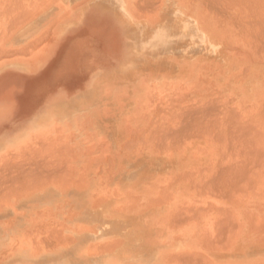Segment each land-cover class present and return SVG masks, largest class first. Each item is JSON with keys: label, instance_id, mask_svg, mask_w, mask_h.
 I'll return each mask as SVG.
<instances>
[{"label": "rangeland", "instance_id": "obj_1", "mask_svg": "<svg viewBox=\"0 0 264 264\" xmlns=\"http://www.w3.org/2000/svg\"><path fill=\"white\" fill-rule=\"evenodd\" d=\"M0 1H1L0 4L3 3L2 6H0V25H1L0 26V32H1L0 33L1 34L0 35V38H1L0 39V95H26V96H32V97H39V98H41V100L39 102H36L35 104H44L45 103L47 105H49V103L51 102L50 99H53V98H67L68 99L70 97H74L75 95H80L82 98H87V97L93 98L92 104L94 105L93 106L94 110L97 107L99 108V106H101V104L103 106V107L101 106V108H100V111H99L100 114H101V111L104 110L105 108H108V109L111 108L110 110H112V112L116 115V118L114 119V122H111L112 127L115 129V130L112 131L113 132L112 134L115 137L119 138L122 141L123 144L129 143L128 145L131 148V149H129V153L122 152V153H120L119 157L114 158L113 155H109L106 152L102 151L101 147H97V146L94 147L93 146L94 142L90 141L88 139L87 135L82 136L79 140L78 139L74 140L72 143H67V142H65V140L64 141L63 140H58L59 136L57 134L53 133L52 135H50V137L46 138V140H37L35 142H32L31 145H28L19 154H11V155L5 156V157L1 156L0 157V164L2 165V163H3V165L2 166L0 165V171H1L0 173L2 174L3 173L2 171H4V170H6V171H4V174H2L3 176L0 175V201L2 200L0 202V204H1L0 205V241L1 240L5 241L6 242V247H5V249L0 250V264H51L52 263L51 260L53 258H55V256L53 258L49 259V256L44 257V256L41 255L40 257H37V253H41L42 249L46 248V246H48V243L50 242L51 239L53 241H55L56 240L55 238H57L56 236L60 237V235L66 237L67 234H70L72 236V238H74L76 241L77 240L78 241H82L83 242L82 244L87 249H94V248H96L98 246L108 244L112 240L114 241V239L112 237L104 234V233H106L105 229L110 230L111 227L113 226V222L114 221H112L110 219V222L107 223V222H104L103 220L105 219V217H111L112 214L114 212H116V211H122V210H129L130 211L131 209L129 208V206H127L128 204L130 205L131 208H133L136 205V207H134L132 210L135 209V210H141V211H142V209L145 208V205L148 204V206H146V208L144 209V210H148V211L144 212L145 216H137V217L135 216L136 218L133 217V218H135L134 222H133V220L128 221V223H127L128 226L127 227L134 228L135 230H138V229L141 230L142 231V235L145 236V237L150 238V236H151V237H154V238L156 237L160 241H163V242L166 241V244H165L164 248H160L161 249V251H160L161 253L159 254L160 256L163 255V254H165L166 256L169 255V254L171 255L174 252H176V254H177L180 251L181 252L189 251V253H190L191 251L193 252V250H195V251L197 250L199 252L201 251L203 253V255H207V258L205 259V263H203V264H206V260L208 258H209L208 260L211 259L212 262H213V259H215L216 260V264H228V262L222 261L221 259H217V258L213 257L212 253L210 254V252H207L208 251V249H207L208 246L204 242V240H203L204 238L203 239L201 238L203 236L202 234L206 235L207 232L205 233V231L209 230V226L210 225L212 226V224L208 225V223L211 222L212 215H210L209 213H207V214L206 213L205 214L201 213L199 215V213H198V216L202 217V219L199 217L201 221L197 217L198 218L197 220H199L198 224H201V226L204 225V224L206 226L207 225L208 226L205 228V225H204L201 228L200 225H197L198 227H196L197 221H192L191 220V222L193 224V227H194L193 228L192 224H191V222L189 220V215L190 214L189 213L187 214L188 217L186 215L184 217H182L183 213H184V212H182V216L180 214H178L179 215V217H178V216H176L177 215L176 211H178L179 209L181 210L182 208H183L182 210H184L185 206H187L188 204L189 205L192 204L191 202H193V203L196 202L197 205L200 204L199 208H197V209H200V207L203 209L204 206L202 207L201 203H202V205H205L204 203H206L205 201H207L208 198H209V200L207 202L208 205L210 204L211 200H214V202H211V203H214L212 205L214 208H215V206L219 207L221 205V207H224V208L227 207V206L228 207L229 206L233 207L231 210H233V211L236 210V213H237V210L241 211L240 207H237V204L235 202H232V201L229 202L228 201V203L226 204L225 201H227V200L225 198V199H223L224 200V203H223L222 202L223 200L220 199L221 197L219 198V195L216 192H215L216 193L215 194L216 196H215L210 191H206L207 190L206 188L204 189L206 192H210L216 199L211 197L212 195L210 196V193H204V191L202 189L204 188L205 184L207 182H209L210 180H208L207 177H204L206 174L205 175H201L200 173L201 172L203 174L204 173H209V171L207 169L210 170L212 168V173H215L216 170L219 169L221 166H223L225 168V165L228 164V161L230 162V165H226V167L227 166H229V167L231 166V162H232L233 159H234L233 160L234 162L237 161V159H238V162H240V163L245 159L244 161L247 160L246 161L247 163L248 162H252V164H253V162L255 161V163L258 164V165H256V164L254 165L253 164L256 169L253 166H250V168L253 167L255 172H257V173L254 172L252 174V175L255 174L254 177H253V178H255V180H259L260 179V178L257 179L258 178L257 174H258V176H259V174L261 175V173H262V175L264 174V170H263L264 169V166H263L264 165V159H262V158H264V156L261 157L262 155H264V152H263L264 143H261L262 141H259L261 139V137L264 136V135H260L262 133L264 134V132H263L264 131V120H263L264 119V116H263L264 115V106H263L264 105V103H263L264 102V87L261 89V93L259 95V98L256 101L249 102V101H251L252 97L251 96L247 97V95H246V93L251 92V90L253 89V84H254V80L253 79H255L254 78V73L257 70L255 68H253L250 71H248V70L246 71V69H245V71H246L245 74H247L249 72L248 75H246V77H245V75H242V72L244 73V71L243 70L240 71V74H239V79L240 80H239V82L243 83V86L241 85L239 88L244 90V92H243L244 101L243 100L239 101L238 96H237L238 85L237 84L233 85L232 84V80H227V83H226V80H223V79L219 78V76H224V74L222 75V73H225L223 70H222L223 71L222 72L221 69L216 71V70H212V69H209V68H201L202 66L201 67L199 66V68L195 69L193 72L190 71L193 74L190 79L184 78V77H187V75H188L187 73H185L184 75H182L179 78V81L177 82V85L172 86V85H168L170 83V80L164 79L163 81H161L162 79L160 77H158V74H156V73L153 74V71H151V70H149V71L144 73V71H142V68H140V73L137 74L133 79H128L129 81H124V82H126V83H124L125 84L124 85L125 89L121 93H117V94L114 95V97H116V99L113 97L112 100H109L108 102L105 100L108 103V105H107V103L105 104L104 101H102V97H104V95H106L109 92L111 87H113V86L119 87V85H115V84H117V82H118L117 79L121 75V72H122L123 68H125L127 66V63L129 61V59H134L135 60L137 58H140V60L143 61V57L145 55V52H142V50H133V49L131 50V49H129L128 43L126 41V39L128 37V30H130L132 28V26L133 27L135 26V28L140 27L141 31H143L142 30L143 27L145 28V30L147 28H149L148 24H152V25H154V24L155 25L156 24L160 25L161 24L162 26H168V24H169L168 23V19L164 18V13L165 12H163V9H164L163 6H164V3H165L164 2L165 0H157L155 2L156 6L155 5L154 6L157 9V11L154 14H153V12H155V8L152 5L154 3V0H150V1L149 0H145L147 2V4L144 1L145 2L143 4L144 6L142 5L143 0H141L142 3L139 0V2L141 4L140 3H136V0H128L129 1V6L128 7H129L130 13L132 15V18H129V19H131V21L128 20V19L124 20V18L119 14V10L116 9V6L108 5L107 3H105L106 0H96L95 21L93 23L90 21V23H88V24L86 22L75 24V30L76 31L73 32L74 36H69V37H58L57 36V33H58L57 29L59 27H61L62 24L63 25L67 24L68 23V19H70V17H72V14H73V11L66 7V1L67 0H56V1L55 0L54 1L53 0H49V4L50 5H48V0H42V2L43 1L45 2V5L46 4L48 5V7L44 6V2L42 3L40 0H21V1H18V0H15V1L14 0L13 1H11V0H0ZM7 1H10V2H7ZM16 1H18L20 3V5H21V3L23 4V2H25V4L29 3L31 5H34L35 8L37 6L36 9L37 10L40 9L41 11H40V13H38L39 11H37V12L35 11L37 14H36V16H34L35 12L33 10L34 9L33 6H28L27 5V7H26L25 4L20 6L19 3L16 2ZM33 1H37L38 3L40 2V4L42 3L41 5H43V6L41 7V5H39L38 3L33 2ZM62 1L64 2V7H63L64 15L63 16L61 15V13L60 14L57 13V11L59 10V7H60V10H61ZM148 1H149V3H148ZM151 1L153 2L152 4H150ZM160 1H161V5L158 6V4H160ZM186 1L187 2H192V3H200V1H201V2L204 3V6H202L200 8L201 11L203 10V13H204V14H202V17L212 19V20H208V21L202 22V24L205 27H208V28H210L212 30H216L217 28H220V29L226 28L225 27V25L227 24L226 22L217 21L218 16H217L216 12H217V7H218L217 6L218 0H216V1L215 0H209V1H207V0H186ZM205 1L209 2V3L211 1H214V2H211L210 4L207 5V3ZM221 1L222 0H220V2ZM11 2H12V4H11ZM13 2L17 3V5L15 4L16 5L15 6L13 4ZM31 2H33L34 4H32ZM137 2H138V0H137ZM139 4L141 5V7H139L140 6ZM149 4H150V6H148V7L151 8V12H150V9H146V8H148L146 5H149ZM256 4L259 6L258 7L259 10L257 9V5ZM263 4H264V0L263 1H261V0H259V1L256 0L255 1V6H256L255 9H254V11H255L254 12V14H255L254 19L255 20L254 19L253 20L255 22L257 21L256 23L255 22L254 23L256 24L257 27L259 26V28L254 27V29H257L256 30V34H263V31H261L262 28H264V25H263L264 23H261V22H264V17H263L264 16V10H263L264 5ZM7 5L10 6V7L11 6L12 7L15 6V8L17 9L18 12H16V9L12 8V7L11 8L8 7V9L6 10ZM18 5L21 7L20 9H22V10L24 9L23 13L27 12L28 11L27 9H29V12H27L28 14L25 13V15H22L23 18H21V14H19L20 9H18L19 8ZM135 5L138 6V7H136ZM23 6H25L26 9ZM260 6H261V8H260ZM3 8H5V9H3ZM9 8H10L11 12H9L8 16H7L6 13L8 12ZM30 8H32V9H30ZM43 8H45V9H43ZM139 8H142V9H139ZM152 8H153V11H152ZM210 8L212 9V11H211ZM11 9H13V12H12ZM145 9L149 10V12L148 11L146 12ZM208 9H210V10H208ZM3 10H5L7 12L3 13V12H5ZM25 10H27V11H25ZM30 10H33V11L30 12ZM124 10L127 11V13H128V9L124 8ZM140 10H142V12H140ZM143 10H145V11L143 12ZM209 11H211V12L209 13ZM145 12H146V14H144ZM257 12H260L259 13L260 15L257 14ZM15 13H18L20 16H18V14L16 16ZM21 13H22V11H21ZM141 13H143V14H141ZM148 14H149V17H148ZM12 16H13V18H14V16L16 17L15 18L16 21L13 20V18H11ZM24 16H28L30 18L29 19H24L25 18ZM152 16H153V18H156V21H154L155 20L154 19L153 23H152V19H153ZM18 17H20V18H18ZM136 17L140 18L139 20H141V21L137 22L136 21ZM5 18H6V20H5ZM11 19H12V21H11ZM20 19H21V21H19ZM23 19L26 20V21L24 22ZM34 19H37L38 21H32ZM14 21H15V23H14ZM10 22H12L13 24H10ZM20 22H22V23H20ZM19 23L21 24L20 27H19ZM27 23H31L30 26H34V27L38 26L37 27L38 30H39L38 31V34H39L38 36H34V35L33 36L31 35L29 37L21 36L20 31L26 26ZM242 23L243 22L240 23V27H239L240 30H244V29L248 30V28L253 30L252 24H254V23L250 22L251 25L248 22H244V25ZM260 24H262V25H260ZM13 25H14V27L16 26L15 27V31H14ZM242 25L245 26V27H243ZM248 25H250V27H248ZM48 28H50V29H48ZM242 28H244V29H242ZM9 30H11L13 32H11ZM9 35H10V37H9ZM46 35H48L49 38ZM45 36H46V38H45ZM136 37H138V35ZM142 37H144V32L140 33V35H139L140 39ZM8 38H9V40H8ZM256 38H258V37H256ZM256 38L255 39H248L247 37L239 38V41H240V43L242 45V43L246 44L247 43L246 41L249 40L251 42L250 45H252L251 47H254V45H255V48H258L257 46H263L264 38L263 37H261V38L259 37L260 39H262V41H260V39L258 41V39H256ZM44 39H46L45 40L46 42L44 41ZM256 41H257L258 44L256 43ZM41 42H43V43L41 44ZM184 42H185L184 40H180L178 42L176 41L175 45L176 46H182V45L186 46L187 44H184ZM253 43H254V45H253ZM27 46H28V49H27ZM31 47H32V49H31ZM183 47H181V48H183ZM15 50H16V52H15ZM37 52H39V53H37ZM256 54H258V53H256ZM24 55H26V56H24ZM256 56H258V55H256ZM196 57H198V56H196ZM192 60H194V58ZM23 62H25V64ZM220 72H222V73H220ZM22 75H25V78H26L25 81L19 80V78H21L20 76H22ZM94 75L96 77L95 78V82L94 83H90L91 77L94 76ZM115 76H117V77H115ZM108 77H110V78L113 77V78L110 79ZM142 77L146 78L147 80L142 78ZM155 77L158 78V79H156ZM99 79L102 80V81H100ZM104 79H106V80H104ZM97 81H99V82H97ZM139 81H140V83H139ZM127 82H129V83H127ZM97 86L98 87H104V88L102 90H99L98 93H97V91L95 89ZM97 98L101 99V103H97ZM156 98L157 99L159 98L158 101L155 100ZM162 99H164L163 100L164 102L162 101ZM197 100H199V101H197ZM193 101H194L195 105L193 104ZM205 101L208 104L207 106H205L206 104H204ZM208 101L210 103H208ZM220 101H222L223 103L220 102ZM161 102L163 104H161ZM215 102L217 104H215ZM176 103L177 104L181 103V104L177 105ZM158 105L159 106H161V105L164 106L163 108H165L164 111H166V113L165 112H160L159 113L161 108H159ZM186 105H188V107L190 106V109ZM218 105L220 107H218ZM157 106H158V108H157ZM191 106H193V107H191ZM33 107H35V106H33ZM195 107L199 108L198 111L196 110L197 108H195ZM200 107H202V108L205 107V111H209L210 110V114L211 115L213 114L212 115L213 119H209L211 117V115L208 114L209 112L206 113L205 111H203L204 109H202V111H203L202 113L205 112L206 115H204L205 114L204 113L203 116H202V114L200 113L201 112ZM206 107L207 108L209 107L208 110H206L207 109ZM213 107L215 108V110H213ZM217 107L220 108V109H218ZM230 107H232V108H230ZM163 108L161 109V111H163ZM167 108H169V109H167ZM184 108H186L187 110L184 109ZM235 108H236V111L238 110V112H239L238 114H240V118L239 119L243 120V117H244L245 121H239V119L237 118L238 115L235 116L237 114L236 111H235ZM245 108H246L247 112H245L246 111ZM211 109H212V113H211ZM10 110H11V108H0V138L10 136L14 132H17V131L25 128V127L30 126V124L32 123V120L34 119L33 115H34L35 111L34 112L31 111L30 113L28 112L27 115H25V116L17 117V115L14 116L13 115L14 113L11 112ZM193 110L194 111L196 110L197 114ZM169 111L171 112V114H169L170 113ZM184 111H185V114H184ZM213 111H215V113ZM227 111H229V112H227ZM257 111H258V113H257ZM191 112H194V114L192 115ZM241 112H243L242 113L243 115L241 114ZM253 112H254V114H253ZM182 113L184 114V117H182L183 116ZM100 114H99V117H101ZM198 114L199 115L201 114L200 115V116H202L201 119H203V120L209 119V120H207L206 122L202 121V120H199L200 118L198 119V117H199ZM249 114H250V116H252L253 120H251L250 116H248ZM164 115H165V117H163ZM188 115H189V117H188ZM167 116H168V121L166 119ZM217 116L219 117L218 120L216 118ZM169 117L172 120V125H173L174 121L178 120V121L175 122L176 124L174 123V126L175 127H178L179 125L181 126V127L177 128V129L173 130V133L170 132L171 131L170 128L174 129L173 128L174 126H172L170 123L168 124V126L170 125V127H168L169 128L168 131L170 133L169 132L167 133V130H166L167 129L166 128L167 127V122H169V121L171 122ZM173 117H174V119H172ZM175 117L176 118L180 117V118L176 119ZM190 117H193V119H195L194 117H196V119L194 121L192 120L193 121L192 122L190 119H188ZM183 118H185V119H183ZM204 118H206V119H204ZM233 118L238 119V124L235 123V122H237V120L234 122ZM165 119H166L167 122L164 121ZM223 119H224V122H223ZM196 120H199V121H196ZM211 120H213V121H211ZM225 120L226 121L229 120L228 122H229L230 126L227 125L228 122H226ZM182 121L186 124V127L188 126L187 128H189L190 130H188L185 133V135L183 134L184 137H183L182 134H178V135L176 134L177 135V137H176V135L174 133H176V131L178 129L182 128L185 125L184 123H182ZM219 121H220V123H219ZM150 122H151V124H150ZM165 122H166V125L163 124V126L165 125L166 127L165 126L164 127L166 129L165 128L163 129L162 123H165ZM216 122L218 123V125H217ZM243 122H244L245 126L243 125ZM177 123H179V124H177ZM195 123L196 124L198 123V124L196 126H194ZM208 123H210V124H208ZM224 123H227V124H224ZM230 123H232L233 125L235 124V126H233ZM246 123H247V125H246ZM249 123L252 124L253 126L250 127L251 125H249ZM154 124H157V126H155ZM191 124L194 126V127H192L193 129L190 127ZM255 124H256V129H255ZM207 125L209 127H207ZM212 125L214 126L213 128L211 127ZM225 125H227V126H225ZM124 126H125V128H124ZM231 126L233 127V129H231L232 128ZM247 126L250 127V128H248ZM258 126H260V127H258ZM149 127H151V128H149ZM158 127L159 128L161 127L165 131V133H167L166 134L167 138H165L166 135H165L163 130H162L163 131L162 133L164 134V137H160L161 131L159 129H157ZM219 127L220 128L222 127V129H220V130L223 131V132H221L219 130ZM235 127H236V129H235ZM243 127H244V130H246L245 132L243 130ZM122 128L124 129L123 130L124 134L120 133L122 131ZM133 129L136 132V134L134 133ZM213 129L218 130V131H214ZM248 129H250V130H248ZM252 129H254V131ZM153 130H154V132H153ZM155 130H156L157 133L159 131L160 134L159 133H158L159 135L156 134ZM205 130H206V132H205ZM226 130H227V132L229 134H227ZM230 130H232L233 132L230 131ZM255 130H257L256 134H255V132H256ZM207 131L209 132V134H208ZM212 131H214V132L211 133ZM219 131H220V133H218ZM239 131H241V133ZM216 132H217V134H215ZM237 132H239V133H237ZM243 132H244V134H243ZM246 132L248 133V136H247ZM252 132L255 134V135L253 134V136H252L253 139L255 137L256 142H258V141L260 142V143L259 142L257 143V144H259L257 146L255 145L256 142H254V140L251 138ZM163 134H161V136ZM172 134H174V135H172ZM224 134H226V135H224ZM241 134H242L243 138L246 136L244 138V140L248 141V143L242 142L243 138H242ZM258 134H259L260 138L258 137ZM133 135H135V136H133ZM156 135H158L160 138H156V137H158ZM168 135L172 136V137L174 136V137L171 138V137H168ZM179 135H181V136H179ZM196 135H197V137H195ZM210 135H212V136H210ZM229 135H231V136L233 135V137L231 138V136H229ZM234 135L236 137H234ZM140 136H141L142 139L140 138ZM191 136L192 137L194 136V138L190 139ZM99 137H103V135L101 136V134H100ZM129 137H132V138H129ZM181 137H182V139H181ZM216 137H217V141L214 140V139H216ZM256 137H258V138H256ZM153 138L156 139V140H154ZM161 138H163L162 142H161ZM170 138H171V140H170ZM186 138L190 139V141L187 140ZM205 138H207V139H205ZM222 138H223L224 142L222 141ZM224 138H225V140H224ZM235 138H239V139H237L238 141H236ZM157 139H160V142L159 141L157 142ZM164 139H165V141L166 140H170L169 142L171 144V148L168 146V144L166 142H164ZM208 139H209V141H208ZM51 140L53 141V143H52ZM220 140L225 146H223V144H221V142H220V145H219L218 142ZM58 141H60V142H58ZM135 141H137V142H135ZM181 141L182 142L186 141L187 144H186V142L184 144ZM42 142H43V145H42ZM156 142L158 143V145L155 146V144H157ZM163 142L166 143V147L168 146L169 149H171V150H169L168 148L164 147L165 150H166L165 153H168V155H173V158L175 159L174 162L177 161V160L183 159L184 156H186V157L187 156H191L193 159H197V161L198 160L199 161L200 160H205L209 164L208 165H204L202 167L198 166L197 168H195L193 171H197V172H193V171L191 172V174L195 173L194 175H191V174L189 175L188 174L187 177L183 176L182 180H180V181L173 180V182H171L170 189H171L172 185H173V189H171V190L169 189V190L172 191V193L174 192L173 193L174 199L172 200V202L170 204V207H168L164 213L163 212L159 213L158 210H156L155 208L151 209V207L152 206L155 207L154 203H156V202H154V201H158L159 200V197L156 198V199H155V197L159 196L160 194H163V192H165V191L167 193V191H168L167 183L169 181L168 178H165V179L160 178V180H159V182L157 183L156 186H152V184H153L152 180H148L147 181V183H149V184L144 185V186L142 185L143 188L141 187V189H139L138 192H137L138 195H139V201L140 202H137V200H138L137 198H135V199L133 198L135 200L134 204H133V201H131L126 196L125 197L119 196V197L116 198V195H115V192H114V191H117V188H118L117 187V182L116 181L114 182V173H115V170H116V167H117L116 164L120 163L125 158H127V159L128 158H132L131 152L139 153V152L151 151V150H154V151L158 150V152H163L162 150H160V148H161L160 145H162L161 143H163ZM176 142H178V143H176ZM232 142H234V144L235 143L236 144L234 145ZM251 142L254 143V144H251L252 146L249 144ZM263 142H264V137H263ZM164 143H163L162 146H164ZM225 143H227V144H225ZM229 143H230V145L233 144V145H231L232 147L230 145H228ZM239 143L241 144V146H239L240 145ZM244 143H246V144H244ZM47 144L50 146L49 149H51V151L48 148H46L47 149L46 153H44V152L42 153V154H45L47 156L46 157L45 155L41 154V152H42L41 149ZM53 144H54V148H53ZM60 144H63V147L65 145H67L68 147H73L75 149V151H77L76 154H72V152H71L70 155H68L69 152H67V151H65V149H63L62 151H64V153H68V154L64 155V153H61V155H62L61 156L59 154L60 151H58L59 149H62L60 147L62 145H60ZM48 145H47V147H48ZM174 145H176V146H174ZM221 145H222L223 149L221 147H219ZM242 145H243V147L244 146L246 147V145H247L246 149L247 150L249 149L250 151L248 150V152H247L245 147H244V149L242 148V150H243L242 151L241 150ZM254 145L256 146L255 148H254ZM157 146H160V148L156 149ZM233 146H235V147H233ZM91 147H93V148L91 149ZM173 147H175L176 149L173 148ZM197 147H199V148H203L204 147V148L203 149H199ZM252 147H253L254 151L252 150ZM65 148L67 149L66 146H65ZM164 148H163V150H164ZM256 148L258 149V152L256 151ZM167 149L169 151H167ZM224 149L227 152H225ZM38 150H39V152H38ZM181 150H182V152H180ZM198 150H202L199 153L200 156L197 154ZM205 150H206V153H205ZM219 150H223V151L219 152ZM240 151H242L241 152L242 154H244L246 152L245 155L246 154L247 155L246 156L241 155ZM255 151H256V153H255ZM36 152H37V154L40 153L42 155V157L40 156V154L39 155L35 154ZM192 152H196V154H193ZM228 152H229V154H228ZM232 152H235L236 154H233ZM55 153H56L57 157L55 156ZM124 153H127V154L125 155ZM223 153H225V154H223ZM231 153H232V156H231ZM258 154H260L261 156H259ZM34 155L41 157L42 161L45 160V159H43V156H44V158L47 159L46 163H48L49 166L46 165L45 162H44L45 164L43 162H41V163H43V165H46L45 168L43 166H41L42 164L39 163L40 162L39 157H35ZM224 155L228 156V160L227 161H226L227 156L223 157V160H222L221 156H224ZM233 155H236V157L233 156ZM250 155H252V157H250ZM255 155H257V156L255 157ZM58 156L61 157V158L62 157H67L68 158L67 160L68 161L70 160L69 163H68V161H66V158L62 159V162H61V158H58ZM247 156H249L251 160L249 159V157L247 159L246 158ZM26 158L29 159L31 162L29 160H27ZM32 158L33 159L36 158L37 163H35L34 161H36V160L33 161ZM56 158H57V160H56ZM151 158H153V157L147 156L143 160V162H145L144 165L151 166L152 165L150 163L151 162L150 160H152ZM235 158H236V160H235ZM258 158L260 160H258ZM109 159H110L111 162L109 161ZM50 160H56V161L55 162H50ZM64 160H65V163H63ZM252 160H254V161H252ZM32 161H33V163H32ZM211 161H212V167L210 166L211 165L210 164ZM220 161H221V164H222L221 166H219L220 165V163H219ZM5 162H6V164H5ZM17 162H18V165L15 164ZM56 162L59 163V164L57 165ZM224 162H225V165L223 164ZM19 163L22 164L23 166L20 165ZM29 163H32V164L35 163V164H37V166L39 164L41 166V168H40V166H38L39 167V169H38L36 165L33 166L32 164L30 165ZM146 163H150V164H146ZM26 164H27L28 167H25ZM60 164L62 165V167L64 166V164H66L67 166L71 165V167L73 166L75 168L73 170V167L72 168L70 167L71 168L70 169L69 167H66V165H65L64 168L62 170H60L62 168V167L60 168V166H61ZM216 164H217V166H215ZM234 164H236V163L232 162V165H234ZM53 165H54V167L55 166H59V169H57V167L56 168L53 167L59 173H63L64 169H69L68 171H71V173L72 174L74 173V175H70L67 172L68 176L69 175L71 177L73 176L72 178H76L77 182L79 181L78 177H79V179H80V177H82V179L84 178L85 180H89L91 178L95 179L96 180V185H95V189H94V193H93L94 197L100 198V196H101V198H103L107 194V196L113 197L112 200L107 202V203H105L104 204V208L98 209L100 211H97L98 212L97 214L95 213L96 214L95 217L94 216H89V218L87 217V218L83 219L81 217L76 216V213L81 211V209L78 208L79 206L76 205L77 199H78L79 196L77 194H75V192H72L70 190V191H68L65 194V197L61 196L62 197L61 199L58 198L59 196L55 197V199L57 201H64L63 199H65V201L69 202V205H67L64 208L66 210L62 209L63 211L61 210L60 214L41 218V216H39L40 213H38V212H40L45 207H50V206H45V205L43 206V204H44V200L43 199H44V197H47V196L38 197L36 195V193H32L31 195L30 194L28 195V194L25 193L24 194V199H23L25 204H23V203H21V201L19 202V200H20V198L22 196L20 194L24 192V189H26V187H28L29 185L32 184L31 180H33L35 178H40L41 179V177L44 180V178H48V176H50V175H47V173L48 174L51 173V175H52L53 171H49L50 172L49 173L47 171V168H48V170L49 169L50 170H54V169H51V167ZM30 166H31V170H29ZM174 166H168V170L167 171L170 172L171 170H173ZM80 167H82V170H80L81 169ZM199 167L202 169V171H200V172H199V170H201V169ZM260 167H263L261 169V171H263V172L258 173V171H260V169H259ZM16 168L17 169L19 168V169L17 170ZM23 168H24V171H22ZM35 168H37V169L34 170ZM42 168L45 169V175L44 176L47 175V177H44L42 175V174H44V170ZM215 168H217V169H215ZM40 169H42L43 171L40 170ZM77 169H78V171H76ZM197 169H199V170H197ZM37 170L38 171L40 170V172H42V173L41 174L38 173ZM15 171L16 172L17 171H19V172L22 171V172L19 174V172L16 173ZM66 171L67 170H65V172ZM65 172H64V174H65ZM91 172H92V174H91ZM24 173H25V175L29 174V177L28 176L25 177ZM54 173H56L55 170H54ZM212 173H211V170H210L209 175H206V176H211V175L214 176V174H212ZM16 174H18V175H16ZM22 174H23V176H22ZM30 174H32V175H30ZM57 174H55V175H57ZM64 174H60V177L57 176L56 177L57 179L56 178L55 179L56 180H58L59 178L61 179V175H62V177H64L67 180L68 176L66 175L67 176L66 177ZM217 174L215 176H217ZM13 175H15V176H13ZM33 175L35 177H33ZM55 175L53 174V176H55ZM262 175L259 176V177H262V179H261L262 181L261 182H263V183H258L257 182V186H259V185H260V187L262 186L261 187V192L263 191V193H264V189H263L264 188V180H263L264 179V175L263 176ZM31 176H32V179H31ZM53 176H51L49 178H51V179L53 178L54 179ZM212 176L209 177V178H212ZM27 177L30 178V179H28ZM202 177H204V179ZM183 178H187V179L183 180ZM192 178H194V179H192ZM205 178H207V179H205ZM1 179H2L3 184H1ZM12 179H14V183H12L13 182ZM40 179H38L37 182H39ZM63 179H61V180H63ZM70 179H68V180H70ZM76 179H74V180H76ZM200 179H202L205 184L203 183L201 185V183H200V185H199L198 181H200V182L202 181ZM16 180H20V182H19L20 185L19 186H17L19 184L18 182H16V184H15ZM28 180H30L31 182L29 181L30 184L28 186H25L26 183H23V182H27ZM61 180L60 181L58 180V182L64 184L65 182L63 183V182H61ZM74 180L71 179L70 181L72 182ZM189 180H190V183H189ZM70 181L69 182L66 181L65 185L67 183H69V186L73 187L72 184L76 183V181H74L72 184L70 183ZM81 181H79V182H81ZM29 182H27V184ZM34 182H36V180H34ZM34 182H33V185L35 184ZM5 183H6V185H5ZM23 184H24V186H23ZM195 184H196V186L194 187ZM65 185H62V186H65ZM192 185H193L194 188L190 189V186L192 187ZM197 185L199 186V189L197 188V190H195ZM67 186H68V184H67ZM200 186H201V188H200ZM202 186H203V188H202ZM9 187H11L12 189H10ZM16 187H17V189H16ZM196 191H197V193H196ZM198 191H199L200 195L198 194ZM245 191H246L245 189L243 191L241 190L242 193H245ZM8 192H10L9 193L10 195L11 194H14V195L10 196V195L6 194ZM233 192H235V194H236L237 191L234 190ZM3 193L6 196H4ZM201 193L208 194V195H206L207 197L206 196L204 197V194H202L203 196L201 197ZM239 193L240 192L238 191V194ZM246 193H248V192L246 191ZM257 193L259 195L263 194V193L260 194V189H258ZM165 194H163L162 201L165 200L166 197H167V196H165ZM141 195L142 196L144 195V196L141 197ZM67 196H68V198H67ZM160 196H162V195H160ZM164 197H165V199H164ZM232 198H237V197L235 195V196L231 197L230 200H233ZM128 199L131 202H129ZM151 199L154 200V201H152ZM185 199H187V201ZM196 199L197 200L200 199V200L196 201ZM149 200L151 201L150 203H149ZM190 200H192V201H190ZM236 200L237 201L238 200L241 201V199H239V198H237ZM35 201H37L38 204H36V205H35V203L33 204L34 208H33V211H32L30 208H28L29 205L27 203H32V202H35ZM182 201L183 202L186 201L187 203L188 202H190V203H188L186 205ZM215 201H217L219 205ZM138 203H139V205H138ZM152 203H153V205H152ZM177 203H178V205H177ZM182 203H183V205H182ZM207 203L205 205L206 207H207ZM47 204L51 205L49 202ZM179 204H181V205H179ZM215 204H217V205H215ZM122 205H124V206L122 207ZM149 205H151V206L149 207ZM155 205H157V203ZM177 206H180V207H177ZM181 206H184V207L181 208ZM192 206H193V204H192ZM194 206H195V203H194ZM194 206H193V209L196 210V208H194ZM210 206L205 208V210L206 209L210 210L211 208H213L212 206H211V208H209ZM86 207L88 208V207H90V205L87 204ZM139 207H140V209H139ZM38 208H41V209L39 210ZM177 208H178V210H177ZM191 208L192 207H190V210H192ZM7 209L10 212L6 213L5 210H7ZM174 209L176 210L175 212H174ZM187 209H188V206H187L186 210ZM18 210L19 211H21V210L22 211L30 210V213H28V214L20 213ZM169 210H170V212H169ZM195 210H193V211H195ZM205 210L203 209V211H205ZM196 211H199V210H196ZM186 212H185V214H186ZM188 212H190L189 209H188ZM37 213H38V215H37ZM190 213H191V215L193 217L192 219L194 220V218H196L195 216H197V214H195L193 212H190ZM257 215L258 214L255 213V217ZM163 216H166V217L169 216L168 217V221L169 220L170 221H172V220L175 221V222H173V221L172 222H167L166 226H168V225L170 226V224L172 226L173 225L172 223L178 225V223H179L180 225H178V227H180V229L172 230L173 232L172 231H167V228L169 227L168 226L166 229H163V230H160V231H155L153 234H151L150 231H149V221H151L152 218L159 219L160 217H163ZM175 216L178 217L180 220L182 219L181 221H184L185 224L183 222H181L180 220H178L177 218H175ZM258 216H260V215H258ZM258 216L256 217L257 219H258ZM180 217H182V218H180ZM204 217H205V219H204ZM234 217H235V214H234L233 218ZM64 218H66V219H64ZM95 218H96V220H94ZM209 219H210V221H209ZM176 220H178V222ZM186 220H189V223H187L188 221H186ZM258 220H260V219H258ZM59 221H61V222H59ZM203 221H204V223H200V222H203ZM22 222H24V223L22 224ZM193 222H195V223H193ZM45 223H47L48 225L50 224V227L53 226V223H54V226L55 225L57 226L56 229L53 227V230L55 229V234H56V232H58V233L62 232V233L59 234V235H57L58 234L57 233L56 236H54L55 234L53 232L51 233L49 231V229H50L49 228V229H46V230H48V232H50L49 236L47 235L48 234L47 232H44V234H41L43 231H45L44 228H46L45 226L47 225V224L45 225ZM51 223H52V225H51ZM85 223H86V225H85ZM104 223H106L107 226H106L105 229L103 228L104 230L101 229V231H102V232H100L101 234L98 233V234H100V236L94 235L95 233H93V234H90L86 238H80L78 236V234L76 233L78 229L84 228V227L85 228L94 229V231L96 232L98 230V226H101ZM40 225H41L42 228L44 227L43 229L41 228L43 230L41 232H39L41 230L40 229ZM143 225L145 227H143ZM177 225H175L174 227H176ZM38 226H39L40 230L38 229ZM71 227H73V228H71ZM144 228H147V229H144ZM182 228H186L184 232H181V231H183ZM33 229H36V230H33ZM57 229H59L60 231L62 230V231L61 232L57 231ZM201 229L204 231V233L202 232V234L200 233L202 231ZM211 229H214L213 226H212V228L210 227V230ZM53 230L51 229V231H53ZM238 230L239 229H236V231H238ZM193 231H196L195 235L193 234ZM236 231L233 230V232H232L233 235H234V233ZM212 232L210 231V234H212ZM168 233H171V234L168 235ZM172 233H174V234H172ZM197 233L201 234L199 236L200 238L199 237L197 238ZM34 234H36V235H34ZM210 234H208V235H210ZM41 235H44L43 236L44 238L42 237L43 240H45V238L48 236V238H46L45 242L41 240L42 238L40 239ZM45 235H46V237H45ZM70 235H68V237H70V238L69 239L67 238L66 243L67 242L69 243V241L73 242L74 239H72ZM177 235H180V236L181 235L182 236H185V235L187 236L188 235L189 240H187L186 242H183L182 244L177 245V246L175 244L173 245V243H174L173 238L178 237ZM192 235H194L197 239L194 236H192ZM32 236H34V237H32ZM50 237H51V239H50ZM33 238H34V240H32ZM39 240L42 243L38 242ZM52 240H51V242H52ZM20 241L21 242L24 241V246H26V248H27L26 252L21 250L20 252H17V254L12 255V256H11V254H13V252H11V251L10 252L9 251L6 252L7 249H11V248L13 249L14 246L19 244ZM35 242L38 243V244L36 243V246H35ZM46 242H48V243L45 246L44 244ZM203 242L206 245H204ZM100 243H103V244H100ZM210 243H212L211 240H210ZM193 244H197V245L199 244L198 245L199 247H197L196 245H194V246H196V247H194ZM201 244H202V246H201ZM220 244H222V243H220ZM203 245L205 247H203ZM199 248H200V250H199ZM195 251H194V253H195ZM199 252H197L196 254L200 255L201 258L199 257V259H197L196 261L197 262H200V261L202 262V260H203L202 258H204V256L202 257V254H200ZM24 254L29 255V258L21 256V255H24ZM173 255H175V253ZM73 257H74V255H73ZM115 258H116L115 256L106 255V257L104 259L105 262L103 261L104 262L103 264H111V263L112 264H126L127 263L124 260L121 263H120V261L118 263V261H116ZM171 258L172 257H170V259ZM108 259H109V261H108ZM176 259H178V258H176ZM249 259L245 260V261H247L245 264H264V251L263 252L259 251V250L258 251H253L251 253V256H250ZM169 261H173V260H169ZM178 261L182 262L180 260H178ZM178 261L177 260L175 261V259H174L173 262H170V263L167 262V264H174V263L175 264H179ZM195 262H194V264H202L201 262L200 263H197V262L195 263ZM184 263H185V261H184ZM184 263H180V264H184ZM186 263H190L191 264V262H188V261Z\"/></svg>", "mask_w": 264, "mask_h": 264}, {"label": "bare ground", "instance_id": "obj_2", "mask_svg": "<svg viewBox=\"0 0 264 264\" xmlns=\"http://www.w3.org/2000/svg\"><path fill=\"white\" fill-rule=\"evenodd\" d=\"M11 1H13V0H11ZM15 1V0H14ZM18 1H21V0H18ZM18 1H16V2H18ZM41 2H42V0H40ZM54 1V0H53ZM56 1V0H55ZM145 0H143V3L141 2V0H140V2L142 3V5L146 2H144ZM150 1V0H149ZM149 1H148V3H149ZM157 0H154V3L156 2ZM207 1H209V0H207ZM216 1V0H215ZM220 1V0H219ZM226 1V0H225ZM235 0H233V2H234ZM237 1V0H236ZM240 1H242V0H240ZM245 1V0H244ZM247 1H251L250 2V4L252 3V0H247ZM247 1H245V2H247ZM256 1V0H255ZM254 0H253V2H255ZM259 1V0H258ZM261 1H263V0H261ZM1 2V1H0ZM7 2H10V1H7ZM6 2V3H7ZM33 2H36V3H38L37 1H33ZM33 2H31L32 4H34ZM44 2V1H43ZM42 2V3H43ZM139 2V0H138V2H137V0H136V3H140ZM206 2V1H205ZM211 2H214V1H211ZM210 2V3H211ZM238 2V4H239V1H237ZM19 3V2H18ZM27 3V2H26ZM41 3V4H42ZM105 3H107L108 5H113V6H116V4H117V7H120V8H122L123 10H124V8H126V6H125V2L123 1V0H116L115 2L113 1V0H106L105 1ZM114 3H116V4H114ZM140 3V4H141ZM153 2L151 1L150 2V4H152ZM152 4L153 6L155 5L156 6V3L155 4ZM159 3V2H158ZM203 3V2H202ZM207 3V5L208 4H210L209 2H206ZM217 3V2H216ZM219 3H222V2H219ZM228 3V2H227ZM226 3V4H227ZM231 4H234V3H232V2H230ZM230 3H228V5L230 4ZM236 3V2H235ZM242 4H243V2H241ZM240 3V4H241ZM257 3V2H256ZM3 4V3H2ZM2 4H0V6H2ZM11 4H12V2H11ZM13 4L15 5H17V3H15V2H13ZM25 4V2H23V4L21 3V5H24ZM39 5H41L40 4V2L38 3ZM135 4V3H134ZM139 4V5H140ZM146 4H147V2H146ZM150 4L149 5H146L147 7L148 6H150ZM239 4V5H240ZM255 4V3H254ZM253 4V5H254ZM10 5V4H9ZM15 5V6H16ZM19 5H20V3H19ZM18 5V6H19ZM20 5V6H21ZM27 5L28 6H33L34 7V5H31V4H29V3H27V4H25V6L27 7ZM36 5V4H35ZM48 5H50L49 4V0H48ZM48 5L46 4L45 5V2H44V6H47L48 7ZM62 5V4H61ZM60 5V6H61ZM78 5V4H77ZM161 5V1H160V4H158V6H160ZM200 5V4H199ZM223 5V4H222ZM228 5L227 6H222V7H228ZM235 5V4H234ZM257 5V4H256ZM264 5V4H263ZM6 6V5H5ZM15 6L14 7H12V8H15ZM19 6V8L18 9H20L21 7ZM25 6H23V7H25ZM43 5H41V7H42ZM136 6V5H135ZM144 6V5H143ZM142 6V7H143ZM155 6H154V8H155ZM172 6V5H171ZM202 6H203V4H202ZM246 5H244V7H245ZM8 7H10V6H8L7 5V8H6V10L8 9ZM10 7V8H11ZM22 7V8H23ZM26 7H25V9H26ZM40 7V8H41ZM136 7H138V6H136ZM139 7H141V5L139 6ZM152 7V6H151ZM232 7H234L233 5H232ZM231 7V8H232ZM242 7V6H241ZM243 7V8H244ZM256 7V6H255ZM259 6L257 5V9L259 10V8H258ZM5 8H3V9H5ZM10 8H9V10H8V12L7 11H5V10H3V11H5V12H3V13H6L7 14V16H8V13L9 12H11L10 11ZM29 8V7H28ZM36 8H37V6H36ZM35 7H34V12L36 11H39L38 13H40V9L39 10H37ZM46 8V7H45ZM45 8H43V9H45ZM146 8V7H145ZM250 8H252L251 6H250ZM260 8H261V6H260ZM16 9V8H15ZM14 9V10H15ZM30 9H32V8H30ZM36 9V10H35ZM127 9V8H126ZM138 9V8H137ZM139 9H142V8H139ZM144 9V8H143ZM146 9H150V12H151V8L150 7H148V8H146ZM145 9V10H146ZM211 9V8H210ZM210 9H208V10H210ZM215 9V8H214ZM224 9V8H223ZM241 9V8H240ZM247 9V8H246ZM12 10V12H13V9H11ZM28 10V11H27ZM27 10H25V11H27V12H29V9H27ZM33 10H30V12L31 11H33ZM145 10H143V12L145 11ZM225 10V9H224ZM227 10V9H226ZM226 10H225V12H226ZM248 10H249V7H248ZM248 10H247V12H248ZM263 10H264V7H263ZM2 11V10H1ZM21 11H22V13H21ZM23 11H24V9L22 10V9H20V12H19V14H21V18H23L22 17V15H25V13H27V12H25V13H23ZM149 12V10H146V12ZM152 11H153V8H152ZM156 11H157V9L155 8V12H153V14L154 13H156ZM211 11H212V9H211ZM211 11H209V13L211 12ZM215 11V10H214ZM227 11H229V9L227 10ZM251 11V10H250ZM16 12H18L17 11V9H16ZM35 12V14H34V16H36V13ZM140 12H142V10H140ZM146 12L144 13V14H146ZM217 12H218V14L220 15V13H219V11L217 10ZM216 12V13H217ZM253 12H255V11H253ZM262 12V11H261ZM31 13V14H32ZM215 13V12H214ZM242 13H245V12H243V9H242ZM251 13H252V11H251ZM260 12H257V14H259ZM263 13V12H262ZM261 13V14H262ZM5 14V15H6ZM11 14V13H10ZM16 14V16H17V14L18 13H15ZM14 14V15H15ZM18 14V16H20ZM28 14V13H27ZM26 14V15H27ZM137 14V13H136ZM141 14H143V13H141ZM150 14V13H149ZM149 14H148V17H149ZM225 14H227V13H225ZM224 14V15H225ZM254 14V13H253ZM252 14V15H253ZM3 15V14H2ZM151 15V14H150ZM209 15V14H208ZM219 15H217V16H219ZM222 15V14H221ZM238 16H241L240 15V13H238L237 14ZM247 15V14H246ZM250 15V14H249ZM260 15V14H259ZM6 16V17H7ZM11 16V15H10ZM29 16V15H28ZM28 16H24L25 18L24 19H29L30 17H28ZM31 16V15H30ZM142 16V15H141ZM147 16V15H146ZM238 16H236L235 17V20H237V17ZM243 16H244V14H243ZM254 16H255V14H254ZM258 16V15H257ZM28 17V18H27ZM62 17V16H61ZM222 17V16H221ZM242 17V16H241ZM240 17V18H241ZM264 17V16H263ZM8 18V17H7ZM11 18H13V16L11 17ZM16 17L14 16V18H13V20H15L16 21V19H15ZM18 18H20V17H18ZM152 18H153V16H152ZM247 18V17H246ZM245 18V19H246ZM23 19V20H24ZM32 19V18H31ZM155 19V20H154ZM158 19V18H157ZM172 19V18H171ZM232 19H233V17H232ZM249 19H250V17H249ZM253 19V18H252ZM5 20H6V18H5ZM8 20V19H7ZM153 20L154 21H156V18H153L152 19V23H153ZM183 20V19H182ZM247 20V19H246ZM255 20V19H254ZM11 21H12V19H11ZM15 21H14V23H15ZM19 21H21V19L19 20ZM26 20H24V22H25ZM237 21H239V20H237ZM248 21V20H247ZM259 21V20H258ZM235 22V21H234ZM241 22V21H240ZM246 22V21H245ZM249 23H250V21H248ZM257 22V21H256ZM255 22V23H256ZM17 23V22H16ZM20 23H22V22H20ZM19 23V27H20V24ZM254 23V24H255ZM259 23V22H258ZM261 23H264V22H261ZM10 24H13L12 22H10ZM190 24L191 23H180L179 21H175V23H173L172 24V26H171V28H169V29H167V27L166 26H162L161 24L160 25H152V24H148L149 25V28H147L146 30H145V28L143 27V31H141V28L140 27H138V28H135V26L133 27L132 26V28L130 29V30H128V37H127V39H126V41H127V43H128V46H129V49H133V50H142V52H145V55H144V57H143V61L142 60H140V58H137V59H129V61H128V63H127V66L125 67V68H123V70H122V72H121V75L118 77V79H117V84H115V85H119V87H117V86H113V87H111L110 88V90H109V92L106 94V95H104V97H102V101H104V103L106 104L109 100H112V98L114 97V95L115 94H117V93H121L124 89H125V87H124V83H126V82H124V81H129L128 79H133L137 74H139L140 73V68H142V71H144V73L145 72H147V71H149V70H151V71H153V74H158V77H160L162 80L161 81H163L164 79H167V80H170V83L168 84V85H172V86H174V85H177V82L179 81V78L182 76V75H184L185 73H187L188 75H189V73H190V64L189 63H184V59L185 58H187V57H189V49H187V48H184L183 46L184 45H182V46H176L175 44H176V41L178 42V41H180V40H187L188 39V41L189 42H187V45H188V43H191V42H193L192 43V45L193 44H196V39H191V38H193V37H189L192 33V29H193V31L195 32V29H200L199 28V26L197 25L196 27L194 26V27H191L190 26ZM234 25H235V23H233ZM243 25H244V22L242 23ZM15 25V24H14ZM14 25H13V28H14V31H15V27H14ZM17 25V24H16ZM30 25H31V23H27L26 24V26L23 28V29H26L27 30V28L28 27H30ZM242 25V26H243ZM246 25V24H245ZM250 25H251V23H250ZM250 25H248V26H250ZM253 25V24H252ZM259 25V24H258ZM260 25H262V24H260ZM264 25V24H263ZM1 26V25H0ZM54 26V25H53ZM236 26V25H235ZM247 26V25H246ZM9 27V26H8ZM245 27V26H244ZM255 27H257L256 26V24H255ZM11 28V27H10ZM47 28V27H46ZM257 28H259V26L257 27ZM48 29H50V28H48ZM242 29H244V28H242ZM254 29V28H253ZM8 30V29H7ZM244 30H246V29H244ZM255 30H257V29H254L253 31L255 32ZM259 30V29H258ZM9 31H11V30H9ZM8 31V32H9ZM147 31V32H146ZM198 31V30H197ZM234 31V30H233ZM242 31V30H241ZM260 31V30H259ZM261 31H264V28H262V30ZM11 32H13V31H11ZM32 32V31H31ZM50 32V31H49ZM144 32V37H142L141 39L139 38V35H140V33H143ZM247 32V31H246ZM249 32V31H248ZM1 33V32H0ZM242 33H243V31H242ZM245 33V32H244ZM258 33V32H257ZM260 33V32H259ZM11 34V33H10ZM50 34V33H49ZM235 34H236V32H235ZM250 35H251V32L249 33ZM1 35V34H0ZM7 35V34H6ZM138 35V37H136ZM252 35H253V33H252ZM252 35L250 36V37H252ZM255 35H256V32H255ZM260 35H263V34H260ZM8 36V35H7ZM12 36V35H11ZM48 38H49V36L48 35H46ZM46 36H45V38H46ZM195 36V35H194ZM227 36V35H226ZM249 36V35H248ZM9 37H10V35H9ZM196 38H199L200 39V42L201 43H203V44H205L206 46H205V48H204V51H205V54L206 55H204V57H205V59L207 60V59H213V61H214V63H213V65H214V67L216 68V70H220L221 69V71H222V69H223V66L224 65H220L221 63H224L225 62V58H226V56H225V54H223L222 53V51H221V43H220V41H219V39H217V38H214V37H211V35H210V33L208 32V31H206L205 29L204 30H202L201 32H198L197 33V36H195ZM249 37V38H250ZM254 37H256V36H254ZM245 38V37H244ZM261 38V37H260ZM259 35H258V38H256V39H258V41H259ZM1 39V38H0ZM35 39V38H34ZM254 39V38H253ZM5 40V39H4ZM8 40H9V38H8ZM39 40V39H38ZM46 39H44V41H45ZM192 40V41H191ZM249 41V40H248ZM248 41H246L247 43H248ZM260 41H262V39H260ZM5 42V41H4ZM3 42V43H4ZM46 42V41H45ZM253 42V41H252ZM43 42H41V44H42ZM126 43V42H125ZM246 43V44H247ZM256 43H257V41H256ZM258 44V43H257ZM263 44V43H262ZM261 44V45H262ZM38 45V44H37ZM40 45V44H39ZM253 45H254V43H253ZM260 45V44H259ZM264 45V44H263ZM252 46V45H251ZM257 46V45H256ZM40 47V46H39ZM178 47H180V48H178ZM181 47H183V48H181ZM258 48L260 47V49H261V47L262 46H257ZM14 48V47H13ZM12 48V49H13ZM25 48V47H24ZM257 48V50H260V49H258ZM263 48H264V46H263ZM262 48V49H263ZM27 49H28V46H27ZM31 49H32V47H31ZM256 48H255V45H254V50H255ZM9 50V49H8ZM24 50V49H23ZM12 51V50H11ZM201 51V50H200ZM262 51H264V50H262ZM15 52H16V50H15ZM136 52V51H135ZM196 52V51H195ZM234 52H236V51H234ZM240 52V51H239ZM258 53H259V51H257ZM13 53V52H12ZM26 53V52H25ZM37 53H39V52H37ZM242 53V52H241ZM192 54V53H191ZM238 53H236V55H237ZM240 54V53H239ZM28 55V54H27ZM199 55V54H198ZM14 56V55H13ZM24 56H26V55H24ZM195 56V55H194ZM202 56V55H201ZM246 57V56H245ZM31 58V57H30ZM195 58V57H194ZM238 58V57H237ZM189 59V58H188ZM187 60V59H186ZM242 60V59H241ZM248 60H250V59H247V61ZM190 61V60H189ZM194 61V60H193ZM246 61V62H247ZM209 62V61H208ZM217 63V64H216ZM209 65V64H208ZM251 65H252V63H251ZM210 66V65H209ZM207 67V66H206ZM205 67V68H206ZM248 67V66H247ZM208 68V67H207ZM210 69H212V68H210ZM213 70H215V69H213ZM243 71H244V73L242 72V75H245V77H246V75H248V73L247 74H245V72L247 71V69H246V71L243 69ZM223 72V71H222ZM222 72H220V73H222ZM143 73V72H142ZM187 75V76H188ZM222 75H223V73H222ZM252 75V74H251ZM139 76V75H138ZM238 77H239V75H237ZM115 77H117V76H115ZM244 77V76H243ZM108 78H110V77H108ZM113 77H111L110 79H112ZM142 78H144V77H142ZM156 78V77H155ZM144 79H146V78H144ZM156 79H158V78H156ZM243 79V78H242ZM100 80V79H99ZM104 80H106V79H104ZM138 80V79H137ZM147 80V79H146ZM100 81H102V80H100ZM108 81V80H107ZM106 81V82H107ZM149 81V80H148ZM159 81V80H158ZM97 82H99V81H97ZM109 82V81H108ZM169 82V81H168ZM205 82V81H204ZM127 83H129V82H127ZM139 83H140V81H139ZM99 84V83H98ZM104 87H96L95 89H96V91H97V93H98V91L99 90H102ZM193 88V87H192ZM187 89V88H186ZM244 92V91H243ZM152 94V93H151ZM186 94V93H185ZM187 95V94H186ZM115 99H116V97H114ZM159 99V98H158ZM158 99L156 98L155 100L156 101H158ZM210 99V98H209ZM212 99V98H211ZM215 99V98H214ZM213 99V100H214ZM107 102H106V101ZM164 99H162V101H163ZM175 100V99H174ZM221 100V99H220ZM79 101V100H78ZM161 101V100H160ZM176 101V100H175ZM179 101V100H178ZM177 101V102H178ZM197 101H199V100H197ZM114 102V101H113ZM164 102V101H163ZM180 102V101H179ZM206 102V101H205ZM204 102V104H206L205 106H207L208 104H207V102L205 103ZM212 102V101H211ZM220 102H222V101H220ZM263 102V101H262ZM78 103H80V102H78ZM87 103V102H86ZM97 103H101V99L100 98H97ZM183 103V102H182ZM208 103H210L209 101H208ZM223 103V102H222ZM264 103V102H263ZM83 104V103H82ZM111 104V103H110ZM160 104V103H159ZM161 104H163L162 102H161ZM167 104V103H166ZM177 104V103H176ZM181 104V103H180ZM179 103L177 104V105H180ZM193 104H194V101H193ZM203 104V105H204ZM215 104H217L216 102H215ZM70 105V104H69ZM72 105V104H71ZM93 105V104H92ZM107 105H108V103H107ZM168 105V104H167ZM185 105V104H184ZM195 105V104H194ZM214 105V104H213ZM230 105V104H229ZM101 106H102V104H101ZM101 106H99V108L97 107L93 112H91L90 111V113L89 114H86L85 116H86V118H85V120L81 123L80 122V120H81V118H82V116H80V117H77V118H72V120H71V117H75V116H72L71 115V113L70 112H67V110L68 109H70V106H67V105H65L64 107H63V109L65 110V111H62V113H61V115H60V118L59 119H57V120H61L62 121V124H59L58 126L56 125L55 126V129L53 130V132L51 133V134H57L58 136H59V139L58 140H65V142H67V143H72L74 140H76V139H78V137H82V136H84V135H87L88 136V139L90 140V141H93L94 142V144H93V146L94 147H101V149H102V151H104V152H106L107 154H109V155H113L114 156V158H117V157H119V155H120V153H122V152H127V153H129V149H131L130 147H129V143H125V144H123L122 143V141L119 139V138H117V137H115L112 133V131L113 130H115L113 127H112V124H111V122H114V119L116 118V115L112 112V110H110V109H108V108H105L104 110H102L101 111V114L99 113V111H100V108H101ZM159 106V105H158ZM158 106H157V108H158ZM162 106V105H161ZM159 106V108H163L164 106ZM187 107H188V105H186ZM202 106V105H201ZM210 106V105H209ZM217 106V105H216ZM215 106V107H216ZM249 106V105H248ZM262 106V105H261ZM264 106V105H263ZM75 107V106H74ZM77 107H78V104H77ZM103 107V106H102ZM174 107V106H173ZM191 107H193V106H191ZM218 107H220L219 105H218ZM217 107V108H218ZM228 107V106H227ZM236 107V106H235ZM76 108V107H75ZM116 108V107H115ZM122 108V107H121ZM189 109H190V106L188 107ZM195 108H197V107H195ZM207 108V107H206ZM209 108V107H208ZM208 108L206 109V110H208ZM211 108V107H210ZM216 108V109H217ZM230 108H232V107H230ZM251 108V107H250ZM255 108V107H254ZM263 108V107H262ZM58 109H60V108H58ZM113 109V108H112ZM161 109H160V111H159V113L160 112H165L166 113V111H164V109L165 108H163V111H161ZM167 109H169V108H167ZM184 109H186V108H184ZM183 109V110H184ZM198 109L199 108H197L196 110L198 111ZM202 109H204L203 111H205V107H200V110H201V114H202V116H203V114L206 112H209L208 114H210V110L209 111H205L204 113H202L203 111H202ZM218 109H220V108H218ZM217 109V110H218ZM229 109V108H228ZM238 109V108H237ZM244 109V108H243ZM81 110V109H80ZM90 110V109H89ZM159 110V109H158ZM187 110V109H186ZM185 110V111H186ZM194 111V112H196V114H197V111ZM213 110H215V108L213 107ZM216 110V111H217ZM231 110V109H230ZM245 110H246V108H245ZM257 110V109H256ZM72 111V110H71ZM114 111V110H113ZM121 111V110H120ZM171 111V110H170ZM169 111V112H170ZM185 111H184V114H185ZM189 111V110H188ZM187 111V112H188ZM192 111V110H191ZM219 111V110H218ZM217 111V112H218ZM235 111H236V108H235ZM74 112V111H73ZM118 112V111H117ZM168 112V113H169ZM194 112H191V114L193 115L194 114ZM214 113H215V111H213ZM216 112V113H217ZM227 112H229V111H227ZM245 112H247V110L245 111ZM57 113V112H56ZM116 113V112H115ZM156 113V112H155ZM158 113V112H157ZM158 113V114H159ZM179 113V112H178ZM189 113V112H188ZM199 113V112H198ZM206 113L204 114V115H206ZM211 113H212V109H211ZM219 113V112H218ZM233 113V112H232ZM236 115L235 116H237L238 115V119L240 118V114H238L239 112H238V110L236 111ZM243 112H241V114H242ZM257 113H258V111H257ZM263 113V112H262ZM99 114L101 115V117H99ZM121 114V113H120ZM169 114H171V112L169 113ZM184 114L182 113V117H184ZM200 114V115H201ZM253 114H254V112H253ZM252 114V115H253ZM261 114V113H260ZM53 115H54V112H53ZM190 115V114H189ZM189 115H188V117H189ZM199 115V114H198ZM199 115V117H198V119L199 120H202V121H207V120H209V119H213V117H212V115H211V117L209 118V119H206V118H204V119H206V120H203V119H201V117L202 116H200ZM217 115V114H216ZM219 115V114H218ZM230 115V114H229ZM243 115V114H242ZM241 115V116H242ZM121 116V115H120ZM159 116V115H158ZM162 116V115H161ZM170 116V115H169ZM172 116V115H171ZM191 116V115H190ZM208 116V115H207ZM248 116H250V114L248 115ZM264 116V115H263ZM128 117V116H127ZM160 117V116H159ZM163 117H165V115L163 116ZM254 117V116H253ZM262 117V116H261ZM44 118V117H43ZM50 118V117H49ZM162 118V117H161ZM170 118V117H169ZM176 118V117H175ZM177 118H180V117H177ZM176 118V119H177ZM187 118V117H186ZM192 118V119H191ZM195 119H196V117H194ZM217 118V120H218V116L216 117ZM228 118V117H227ZM236 118V117H235ZM235 118H233L234 119V122L237 120V122H235V123H237L238 124V119H235ZM242 118V117H241ZM248 118V117H247ZM250 118H251V120H253L252 119V116H250ZM127 119V118H126ZM160 119V118H159ZM167 121H168V116H167ZM166 119L164 120V121H166ZM172 119H174V117L172 118ZM175 119V120H176ZM183 119H185V118H183ZM188 119H190L191 121L193 120H195V119H193V117H190V118H188ZM232 119V118H231ZM54 120V119H53ZM153 120V119H152ZM170 120H171V118H170ZM182 120V119H181ZM199 120H196V121H199ZM264 120V119H263ZM158 121V120H157ZM166 121V122H167ZM176 121H178V120H176ZM176 121H174V123L176 122ZM180 121V120H179ZM184 121V120H183ZM182 121V123H184ZM192 121V122H193ZM195 121V122H196ZM211 121H213V120H211ZM226 121V120H225ZM229 121V120H228ZM228 121H226V122H228ZM239 121H245V119H244V117H243V120H240L239 119ZM256 121V120H255ZM42 123H43V121H41ZM55 122V121H54ZM79 122H80V125H79ZM120 122V121H119ZM166 122L165 123H162V127H163V129L166 127L165 125H166ZM190 122V121H189ZM191 122V123H192ZM223 122H224V119H223ZM254 122V121H253ZM45 123V122H44ZM154 123V122H153ZM158 123V122H157ZM171 124L172 125V120H171V122L169 121V122H167V133L169 132L168 131V127H170V125L168 126V124ZM174 123H173V125L172 126H174ZM181 123V124H182ZM187 123V122H186ZM212 123V122H211ZM217 123V122H216ZM219 123H220V121H219ZM242 123V122H241ZM120 124V123H119ZM150 124H151V122H150ZM163 124H165L164 126H163ZM176 124V123H175ZM177 124H179V123H177ZM185 124V123H184ZM189 124V123H188ZM198 124V123H197ZM196 123H195V125L194 126H196L197 125ZM205 124V123H204ZM208 124H210V123H208ZM223 124V123H222ZM224 124H227V123H224ZM230 124H232V123H230ZM236 124V125H237ZM35 125V124H34ZM34 125H31V126H34ZM73 125L74 126H76V125H78L79 127H80V133L79 134H77V133H75V132H71V129L73 128ZM155 126H157V124H154ZM192 125V124H191ZM190 125V127L192 128V127H194L193 125L191 126ZM217 125H218V123H217ZM227 125H229V122H228V124ZM227 125H225V126H227ZM233 125V124H232ZM243 125L245 126V124H244V122H243ZM246 125H247V123H246ZM249 125H251L250 127H252L253 125L252 124H250L249 123ZM116 126V125H115ZM123 126V125H122ZM152 126V125H151ZM183 126V125H182ZM230 126V125H229ZM233 126H235V124L233 125ZM179 127H181L180 125L178 126V127H173L174 129H172V128H170L171 129V131L170 132H172L173 133V130H175V129H177V128H179ZM188 127V126H187ZM186 127V124L182 127V128H180V129H178L177 131H176V133H174L175 135L177 134H184L185 135V133L188 131V130H190L189 128H187ZM207 127H209L208 125H207ZM212 128L214 127L213 125L211 126ZM218 127V126H217ZM232 127V126H231ZM248 127V126H247ZM250 127H248V128H250ZM258 127H260V126H258ZM124 128H125V126H124ZM149 128H151V127H149ZM154 128V127H153ZM161 128V127H160ZM159 127L157 128V129H159L160 131H161V134H163L162 132L164 131L162 128L160 129ZM205 128V127H204ZM238 128V127H237ZM48 129V128H47ZM120 129V128H119ZM193 129V128H192ZM191 129V130H192ZM196 129V128H195ZM200 129V128H199ZM207 129V128H206ZM216 129V128H215ZM215 129H213L214 131H218V130H215ZM220 129H222V127L220 128L219 127V130ZM230 129V128H229ZM231 129H233V127L231 128ZM235 129H236V127H235ZM242 129V128H241ZM255 129H256V124H255ZM46 130V128L44 129V130H41L40 129V131H39V133L41 132L42 134H47V132L46 133H43V131H45ZM76 130V129H75ZM118 130V129H117ZM124 129L122 128V131L120 132V133H122V134H124V131H123ZM163 130V131H162ZM210 130V129H209ZM212 130V129H211ZM243 130H244V127H243ZM248 130H250V129H248ZM253 131H254V129H252ZM129 131V130H128ZM133 131H134V129H133ZM202 131V130H201ZM214 131H212L211 133H213ZM221 131V130H220ZM220 131L218 132V133H220ZM230 131H232V130H230ZM237 131V130H236ZM246 130H244V132H245ZM256 132H255V134L257 133V130H255ZM131 132V131H130ZM153 132H154V130H153ZM169 132V133H170ZM175 132V131H174ZM205 132H206V130H205ZM208 132V131H207ZM221 132H223V131H221ZM226 132H227V130H226ZM233 132V131H232ZM240 133H241V131H239ZM239 132H237V133H239ZM244 132H243V134H244ZM251 132V131H250ZM264 132V131H263ZM134 133L136 134V132L134 131ZM155 133L156 134H158L159 133V131H158V133L156 132V130H155ZM164 133H165V131H164ZM167 133H165V135L167 134ZM247 133V132H246ZM260 133V132H259ZM262 133V132H261ZM35 134V133H34ZM51 134H49V135H51ZM101 134V136L103 135V137H99V135ZM129 134V133H128ZM139 134V133H138ZM160 134V133H159ZM158 134V135H159ZM161 134H160V137H164V134L161 136ZM174 134H172V135H174ZM208 134H209V132H208ZM215 134H217V132L215 133ZM214 134V135H215ZM222 134V133H221ZM227 134H229L228 132H227ZM251 134V133H250ZM253 132H252V135H251V138L253 139ZM254 134V135H255ZM43 136V138H44V135H41V134H38V136ZM158 135H156V136H158ZM171 135V134H170ZM177 135H176V137H177ZM184 135H183V137H184ZM198 135V134H197ZM197 135L195 136V137H197ZM224 135H226V134H224ZM236 135V134H235ZM234 135V137H236ZM238 135V134H237ZM240 135V134H239ZM260 135H264L263 133L262 134H260ZM33 136V135H32ZM37 136V138H39ZM133 136H135V135H133ZM155 136V137H156ZM179 136H181V135H179ZM189 136V135H188ZM210 136H212V135H210ZM209 136V137H210ZM228 136V135H227ZM229 136H231V135H229ZM241 136H242V134H241ZM247 136H248V133H247ZM46 137V136H45ZM159 136L158 137H156V138H160ZM168 137H171V138H173L172 136H169L168 135ZM199 137V136H198ZM203 137V136H202ZM222 137V136H221ZM233 137V135L231 136V138ZM246 137V136H245ZM244 137V138H245ZM258 137H259V134H258ZM258 137H256V138H258ZM264 137V136H263ZM263 137H261V139L259 140V141H262L261 143H264L263 142ZM43 138H41V139H43ZM129 138H132V137H129ZM140 138H141V136H140ZM165 138H167V135L165 136ZM171 138H170V140H171ZM180 138V137H179ZM188 138V137H187ZM186 138V139H187ZM192 138H194V136L192 137L191 136V138L190 139H192ZM214 138V137H213ZM229 138V137H228ZM227 138V139H228ZM242 138H243V136H242ZM241 138V139H242ZM244 138H243V141L242 142H246V143H248V141H245L244 140ZM260 138V137H259ZM33 139V138H32ZM41 139H38V140H41ZM142 139V138H141ZM154 139V138H153ZM162 139L163 138H161V142H162ZM181 139H182V137H181ZM185 139V140H186ZM190 139H187V140H189L190 141ZM204 139V138H203ZM205 139H207V138H205ZM212 139V138H211ZM221 139V138H220ZM236 139V141H238L237 139H239V138H235ZM234 139V140H235ZM132 140V139H131ZM154 140H156V139H154ZM170 140H166L165 141V139H164V142H166L167 144H168V146L171 148V144H170ZM173 140V139H172ZM176 140V139H175ZM186 140V141H187ZM214 140H216L217 141V137H216V139H214ZM219 140V139H218ZM224 140H225V138H224ZM254 142H256V139H255V137H254ZM10 141V140H9ZM37 141V140H36ZM52 141V140H51ZM160 142V139H157V142ZM168 141V142H167ZM186 141H181L182 143H184L185 144V142ZM208 141H209V139H208ZM222 141H223V138H222ZM258 141V140H257ZM258 141V142H259ZM7 142V141H6ZM58 142H60V141H58ZM135 142H137V141H135ZM155 142V141H154ZM156 142V143H157ZM163 142V143H164ZM179 142V141H178ZM178 142H176V143H178ZM180 142V143H181ZM188 142V141H187ZM187 142H186V144H187ZM220 142H221V140L218 142L219 143V145H220ZM224 142V141H223ZM229 142V141H228ZM231 142V141H230ZM240 142V141H239ZM258 142H256L255 143V145L257 146V145H259V144H257ZM38 143V142H37ZM52 143H53V141H52ZM163 143H161L162 145H163ZM166 143H164V146H162V145H160L161 146V148H160V146H157L156 147V149L158 148H160V150H162L163 152H158V150L156 151H154V150H151V151H143V152H139V153H135V152H131V154H132V158H125V159H123L120 163H117L116 164V170H115V173H114V182L116 181L117 182V191H114L115 192V195H116V198L117 197H119V196H122V197H128L131 201H133V204H134V199L135 198H137L136 200H137V202H140L139 201V195H138V190L139 189H141V187H142V185L144 186V185H147V184H149V183H147V181L148 180H152L153 181V184H152V186H156L157 185V183L159 182V180H160V178H163V179H165V178H168L169 179V181H168V183H167V188H168V191H167V193H166V191L165 192H163V194H165V196H167L166 197V199H165V197H164V199L165 200H163L162 201V197H163V194H160V195H162V196H157V197H155V199L156 198H158L159 197V200L158 201H154V200H152V201H154V202H156L157 203V205H155L156 203H154V206L155 207H151V209H156V210H158V212L159 213H161V212H165L166 211V209L168 208V207H170V204H171V202H172V200L174 199V196H173V193H172V191H170L171 189H173V185H172V187H171V189H170V184H171V182H173V180H178V181H180V180H182V177L184 176H182V175H180V173L177 175H173L172 174V172H168L167 170H168V166H174L175 164H174V158H173V155H168V153H165L166 152V150H165V148L164 147H166ZM175 143V144H176ZM179 143V144H180ZM233 144H234V142H232ZM241 143V142H240ZM239 143V144H240ZM246 143H244V144H246ZM260 143V142H259ZM134 144V143H133ZM170 144V145H169ZM221 144H223L222 142H221ZM225 144H227V143H225ZM233 144H231V145H233ZM236 144V143H235ZM234 144V145H235ZM243 144V143H242ZM250 145L251 144H254L253 142H251V143H249ZM22 145H23V143H22ZM31 145V144H30ZM42 145H43V142H42ZM48 145V144H47ZM47 145H45L42 149H41V154L44 152V153H46V148H48L49 149V145H48V147H47ZM59 145V144H58ZM60 145H62V146H60L62 149H59L58 151H60V155H61V153H64V151H62L63 149H65V151H67V152H69V154L68 153H64V155H66V154H68V155H70V153L72 152V154H76V152L77 151H75V149L73 148V147H68L67 145H65L66 147H67V149L65 148V146L63 147V144H60ZM156 145H158V143L157 144H155V146ZM173 145V144H172ZM228 145H230V143L228 144ZM230 145V146H231ZM248 145V144H247ZM247 145H246V147H247ZM254 145V148L256 147ZM40 146V145H39ZM131 146V145H130ZM166 147V148H168L169 149V147ZM174 146H176V145H174ZM182 146V145H181ZM180 146V147H181ZM223 146H225L224 144H223ZM239 146H241V144L239 145ZM252 146V145H251ZM1 147V146H0ZM4 147V146H3ZM27 147V146H26ZM59 147V146H58ZM134 147V146H133ZM164 148V150H163V148ZM183 147V146H182ZM181 147V148H182ZM219 147H221L222 148V145L221 146H219ZM232 147V146H231ZM233 147H235V146H233ZM245 147V146H244ZM244 147H243V145H242V147H241V150H242V148L244 149ZM246 147H245V149H246ZM259 147V146H258ZM18 148V147H17ZM24 148V147H23ZM45 148V149H44ZM53 148H54V144H53ZM56 148V147H55ZM93 147H91V149H92ZM173 148H175V147H173ZM172 148V149H173ZM197 148H199V147H197ZM204 148V147H203ZM203 148H199V149H203ZM226 148V147H225ZM250 148V147H249ZM36 149V148H35ZM57 149V148H56ZM167 149V151H169V150H171V149H169L168 150ZM176 149V148H175ZM183 149V148H182ZM220 149V148H219ZM223 149V148H222ZM261 149V148H260ZM40 150V149H39ZM39 150H38V152H39ZM45 150V151H44ZM50 151H51V149H49ZM118 150V151H117ZM235 150V149H234ZM233 150V151H234ZM249 150V149H248ZM248 150L246 149V151L248 152ZM252 150H253V147H252ZM251 150V151H252ZM263 150V149H262ZM10 151H13V150H10ZM22 151H23V149H22ZM22 151H20V152H22ZM57 151V152H58ZM62 151V152H61ZM141 151V150H140ZM202 150H198V155H199V153L201 152ZM204 151V150H203ZM218 151V150H217ZM222 152L223 150H219V152ZM224 151H225V149H224ZM238 151V150H237ZM243 151V150H242ZM242 151H240V153L242 152ZM250 151V150H249ZM254 151V150H253ZM252 151V152H253ZM256 151L258 152V149L256 148ZM256 151H255V153H256ZM6 152V151H5ZM9 152V151H8ZM48 152V151H47ZM117 152V153H116ZM171 152V151H170ZM179 152V151H178ZM180 152H182V150L180 151ZM197 152V151H196ZM196 152H192L193 154H196ZM225 152H227V151H225ZM236 152V151H235ZM235 152H232L233 154H236ZM245 152V151H244ZM243 152V153H244ZM263 152H264V150H263ZM10 153V152H9ZM8 153V154H9ZM13 153V152H12ZM18 154V151L17 152H15V154ZM127 153H124L125 155L127 154ZM205 153H206V150H205ZM232 153H231V156H232ZM246 153V152H245ZM245 153L244 154H242L241 153V155H244V156H246L245 155ZM250 153V152H249ZM11 154V153H10ZM9 154V155H10ZM35 154H37V152L35 153ZM40 153H38L37 155H39ZM40 154V156L42 157V155H45V154H42L41 155ZM58 154V155H59ZM84 154V153H83ZM223 154H225V153H223ZM222 154V155H223ZM228 154H229V152H228ZM239 154V153H238ZM240 155V156H241ZM259 156H261L260 154H258ZM35 156V155H34ZM46 156V155H45ZM55 156H56V153H55ZM62 156V155H61ZM74 156V155H73ZM147 156H151V157H153V158H151L152 160H150L151 162V166H146V165H144L145 164V162H143V160L147 157ZM193 156V155H192ZM200 156V155H199ZM225 156H227V155H224V156H221V158H222V160H223V157H225ZM233 156H235L236 157V155H233ZM239 156V157H240ZM243 156V157H244ZM257 155H255V157H256ZM264 155H262L261 157H263ZM13 157V156H12ZM11 157V158H12ZM35 157H39V156H35ZM41 157H39V159H40V164H42L41 166H43L44 168H45V166L46 165H48L49 166V164L48 163H46L47 162V159L46 158H44V156H43V159H45L44 161H42V159H41ZM47 157V156H46ZM52 157V156H51ZM54 157V156H53ZM57 157V156H56ZM75 157V156H74ZM91 157V156H90ZM196 157V156H195ZM242 157V156H241ZM248 157L249 156H247L246 158L248 159ZM250 157H252V155H250ZM250 157H249V159H250ZM10 158V159H11ZM31 158V157H30ZM34 158V157H33ZM32 158V159H33ZM58 158H61V157H59L58 156ZM66 158V161H68L67 159V157H62L61 158V162H62V159H65ZM107 158V157H106ZM105 158V159H106ZM231 158V157H230ZM25 159V158H24ZM27 159V158H26ZM31 159V160H32ZM55 159V158H54ZM233 159V158H232ZM256 159V158H255ZM262 159H264V158H262ZM12 160V159H11ZM27 160H29V159H27ZM26 160V161H27ZM34 160H36V158L35 159H33V161ZM56 160H57V158H56ZM56 160H50V162H55ZM212 160V159H211ZM221 160V161H222ZM225 160V159H224ZM228 160V156H227V159H226V161ZM230 160V159H229ZM234 160V159H233ZM232 160V162L233 163H236V164H238V167L237 166H235L234 168L235 169H233V171H232V173H230V171H229V173L230 174H232L233 175V173H235L236 172V170L238 171V169H240L241 167V163L243 162V163H245L244 162V160L240 163V162H238V159H237V161H233ZM235 160H236V158H235ZM240 160V159H239ZM251 160V159H250ZM258 160H260L259 158H258ZM13 161V160H12ZM21 161V160H20ZM25 161V162H26ZM30 161V160H29ZM33 161H32V163H33ZM70 161V160H69ZM69 161H68V163H69ZM92 161V160H91ZM109 161H110V159H109ZM147 161V160H146ZM213 161V160H212ZM212 161H211V167H212ZM221 161L219 162L220 163V165L219 166H221L222 164H221ZM231 161V160H230ZM247 161V160H246ZM252 161H254V160H252ZM10 162V161H9ZM14 162V161H13ZM19 162V161H18ZM18 162L17 163H15V164H17L18 165ZM22 162V161H21ZM31 162V161H30ZM35 163H37V160L36 161H34ZM41 162H45L46 163V165H43V163H41ZM111 162V161H110ZM143 162V163H142ZM218 162V161H217ZM232 162H231V166H230V168L232 169L233 167H232ZM238 162V163H237ZM32 163H29L30 165L32 164ZM32 164L33 166L34 165H36L37 166V164ZM44 163V164H45ZM63 163H65V160L63 161ZM142 163V164H141ZM150 163H146V164H150ZM201 163V162H200ZM218 163V164H219ZM249 163H252V162H249ZM249 163H246L245 165H244V167H245V169H244V167L243 168H241L240 170H239V172L241 171H243L242 173H245V171L244 170H246V168L248 169V167H246V165H248L249 166V170H250V165L251 166H254L256 163H255V161L253 162V164H249ZM5 164H6V162H5ZM20 164V163H19ZM24 164V163H23ZM28 164V163H27ZM27 164H26V166L25 167H28L27 166ZM56 164L58 165L59 163H57L56 162ZM62 164V163H61ZM60 164V165H61ZM141 164V165H140ZM209 164V163H208ZM224 165H225V162L223 163ZM236 164H234V165H236ZM1 165V164H0ZM2 165H3V163H2ZM1 165V166H2ZM20 165H22V164H20ZM19 165V166H20ZM55 165V164H54ZM54 165L51 167V169H54V168H56L57 167V169H59V166H55L54 167ZM66 164H64V166H65ZM226 165H230V162L228 161V164H226ZM226 165H225V168H226V171H228V168H229V166H227L226 167ZM233 165V166H234ZM240 165V166H239ZM243 165V164H242ZM256 165H258V164H256ZM23 166V165H22ZM38 166H40L39 164H38ZM37 166V168L39 169V167ZM41 166H40V168H41ZM64 166L62 167V165L60 166V170H62L63 168H64ZM115 166V165H114ZM215 166H217V164L215 165ZM264 166V165H263ZM16 167V166H15ZM24 167V168H25ZM49 167V168H50ZM54 167V168H53ZM66 167H71V165H69V166H67L66 165ZM73 167V166H72ZM71 167V168H72ZM209 167V166H208ZM214 167V166H213ZM222 168H223V166H221ZM219 168L220 170L222 169V168ZM20 168V167H19ZM18 168V169H19ZM24 168H23V170L22 171H24ZM30 169L29 170H31V166L29 167ZM34 168V167H33ZM37 168H35L34 170H36ZM70 168V169H71ZM74 168L75 167H73V170H74ZM81 169L80 170H82V167H80ZM107 168V167H106ZM196 168V167H195ZM200 168V167H199ZM229 168V169H230ZM252 168V170L255 168V166H254V168L253 167H251ZM263 167H260L259 169H260V171H258V173H261V172H263V171H261V169H262ZM17 169V168H16ZM17 169V170H18ZM26 169V168H25ZM43 169V168H42ZM42 169H40V170H42ZM101 169V168H100ZM99 169V170H100ZM201 169V168H200ZM215 169H217V168H215ZM219 169H217L216 171H218V172H220V174H223V173H225L226 174V172L224 171H222V170H224V169H222L221 171L223 172H221ZM256 169V168H255ZM3 170V169H2ZM21 170V169H20ZM40 170L38 171V173H42V172H40ZM44 170V174H42L43 176L45 175V169H43ZM42 170V171H43ZM54 170H55V172L56 173H54ZM54 170H48V168H47V171L49 172V171H53V173H52V175H51V173L50 174H48L47 172V175H50V176H48V178H44V180H43V178L41 177V179L40 178H35V179H33V180H31L32 181V184L31 185H29L30 184V180H28L27 182H29L28 184H27V182H23V183H26L25 184V186H28V187H26V188H28L27 190L26 189H24L25 191V193L26 194H32V193H36V195L38 196V197H42V196H47V197H44V204H43V206L45 205V206H50V207H45V208H43L40 212H38V213H40V215L39 216H41V218L42 217H48V216H54V215H57V214H60L61 213V210L62 209H64L67 205H69V202H67V201H65V199H63L64 201H57L56 199H55V197H57V196H55V195H60V196H63V197H65V194L68 192V191H72V192H75V194H77L79 197H78V199H77V203H76V205L77 206H79L78 208H80L81 209V211H77L78 213H76V216H78V217H81V218H89V216H94L95 217V215L98 213L97 211H100V210H98V209H101V208H104V204L105 203H107V202H109V201H111L112 200V198L113 197H109V196H107V192L105 193L106 195H105V197H103V198H101V196H100V198H96V197H94V195H93V193H94V189H95V185H96V180L95 179H89V180H85L84 178L82 179V177H80V179L82 180H80L79 179V177H78V180L79 181H81V182H77V179L76 178H72L70 175H74V173L72 174L71 173V171H68L69 169H64L63 171L65 172V170H67L66 172H65V174H64V172L63 173H59V172H57L56 171V169H54ZM108 170V169H107ZM191 170V169H190ZM197 170H199V169H197ZM208 171H209V173H210V170H211V173H212V168L209 170V169H207ZM264 170V169H263ZM4 171H6V170H4ZM4 171H2L3 173L2 174H4ZM21 171V172H22ZM28 171V170H27ZM33 171V170H32ZM59 171V170H58ZM76 171H78V169L76 170ZM172 171V170H171ZM200 171H202V169L201 170H199V172ZM206 171V170H205ZM204 171V172H205ZM207 171V172H208ZM235 171V172H234ZM248 171V170H247ZM255 171V170H254ZM1 172V171H0ZM16 172V171H15ZM17 172H19V171H17ZM16 172V173H17ZM21 172H19V174L21 173ZM70 174L69 176H68V173ZM73 172V171H72ZM187 171H185V173H186ZM193 172H197V171H193ZM215 172V171H214ZM250 172H251V170H250ZM249 172V174H248V172H246L247 173V176H243L244 174H242L241 176H229V174H227V175H225V174H223V175H221V176H219V177H217L216 178V172L215 173H212V174H214V176H215V178H213L214 176H212V178L213 179H211V178H209V177H211V176H206V175H209V173H200L201 175H205L204 177H207L208 178V180L209 179H211L209 182H207L206 184L203 182V180L202 179H200V180H202L201 182L200 181H198L197 183L200 185V183H201V185L204 183L205 184V186H204V188H203V186H202V190L204 191V193H212L213 195H215L216 193L219 195V198L220 199H225L226 198V200L227 201H225V203L227 204L228 203V201L230 202V201H232V202H235L236 204H237V207H240V209H241V211H238L237 210V213H236V210L235 211H231V209L233 208V207H230V209H228L227 207H225V208H227L229 211H227L224 207H221V205L218 207V206H215V205H217L218 204V200L217 201H215L217 204H215L214 206L215 207H217V208H214L212 205L214 204V203H211V202H214V200H211V202H210V204L208 205V200H209V198H208V200L207 201H205L206 203H207V207L208 206H212L213 208H211V206L209 207V208H211L210 210L208 209H206L205 210V208H207L205 205H206V203H204L205 205H202V203H201V206L203 207L204 206V210L205 211H203V209L200 207V209H197V208H199V205L200 204H198L197 205V203L196 202H194L195 203V206H194V203L193 202H191L192 204H193V206H194V208H196V210H199V211H203V214H207V213H209L210 215H212V218H211V222L210 223H208V225H210V224H212V226H213V228L214 229H211L210 230V227L212 228V226L210 225L209 226V230L212 232L213 230V232H212V234H210V231L209 230H207V231H205V233H206V235H204V234H202V232L204 233V231L202 230L200 233L203 235L201 238L204 240V242L207 244V249H208V251L207 252H210V254L212 253L213 254V257H215V258H217V259H226V260H228V261H226V262H228V264H245L247 261H245V260H247V259H249L250 258V256H251V253L253 252V251H264V193H263V191L261 192V187H260V185L259 186H257V182L258 183H263V182H261L262 180V177H259V176H261L262 175V173H261V175L259 174V176H258V174H257V179H259V180H255V178H253L254 177V175H252L251 173ZM29 173V172H28ZM37 173V172H36ZM58 173V174H57ZM100 173V172H99ZM184 173V174H185ZM246 173H245V175H246ZM252 173H253V171H252ZM255 173H257V172H255ZM1 173H0V175H2ZM27 174V173H26ZM39 174V175H40ZM53 174L55 175V174H57V175H55V176H53ZM60 174H64L65 176L67 175L68 176V178H67V180L64 178V177H62V175H61V179H63V180H61L60 178L58 179L59 181L61 180V182H65L66 183V181H70L71 179L72 180H74V179H76V180H74V181H76V183H74V184H72L74 181H70V183L72 184V186L73 187H71V186H69V183H67L68 184V186H67V184L65 185V183L64 184H62V183H60V182H58V180H56L57 178V176L58 177H60ZM76 174V173H75ZM91 174H92V172H91ZM169 174V175H168ZM182 174V173H181ZM187 174H189V171L187 172ZM195 174V173H194ZM193 173L191 174V175H194ZM6 175V174H5ZM16 175H18V174H16ZM24 175H25V173H24ZM30 175H32V174H30ZM47 175L46 176H44V177H47ZM190 175V174H189ZM200 175V176H201ZM219 175V173L217 174V176ZM248 175H250L249 177H248ZM264 175V174H263ZM262 175V176H263ZM3 176V175H2ZM1 176V177H2ZM13 176H15V175H13ZM22 176H23V174H22ZM26 176H28L29 177V174L28 175H25V177ZM51 176H53L54 177V179L52 178H49V177H51ZM66 176V177H67ZM171 176V177H170ZM223 176V177H222ZM27 177V178H28ZM33 177H35L34 175H33ZM38 177V176H37ZM103 177V176H102ZM105 177V176H104ZM185 177H187L186 175H185ZM204 177H202L203 179H204ZM221 177V178H220ZM15 178V177H14ZM20 178V177H19ZM56 178V179H55ZM71 178V179H70ZM195 178V177H194ZM194 178H192V179H194ZM207 178H205V179H207ZM3 179V178H2ZM2 179H1V184H3V182H2ZM25 179V178H24ZM28 179H30V178H28ZM31 179H32V176H31ZM38 179H40L39 180V182H37V180ZM68 179H70V180H68ZM185 179H187V178H183V180H185ZM190 179V178H189ZM4 180V179H3ZM13 180V182L12 183H14V179H12ZM26 180V179H25ZM34 180H36V182H34ZM42 180V181H41ZM158 180V181H157ZM264 180V179H263ZM151 181V182H152ZM167 181V180H166ZM193 181V180H192ZM16 182H20V180H16L15 181V184H16ZM33 182L35 183L34 185H33ZM59 183V184H58ZM144 183V184H143ZM189 183H190V180H189ZM196 183V182H195ZM65 185V186H62V185ZM192 184V183H191ZM5 185H6V183H5ZM20 185V183L17 185V186H19ZM9 186V185H8ZM23 186H24V184H23ZM164 186V185H163ZM166 186V185H165ZM196 186V184L194 185V187ZM21 187V186H20ZM109 187V186H108ZM193 187V185H192V187L190 186V189L191 188H194ZM258 187V188H257ZM10 189H12L11 187H9ZM8 188V189H9ZM74 188V189H73ZM143 188V187H142ZM189 188V187H188ZM197 188L199 189V186L197 185V187L195 188V190H197ZM200 188H201V186H200ZM207 189L206 191H210V192H206L204 189ZM16 189H17V187H16ZM21 189V188H20ZM73 189V190H72ZM170 189V190H169ZM246 190L248 193H246V191H245V193H242L241 192V190L243 191V190ZM258 189H260V194H262V195H259L257 192H258ZM264 189V188H263ZM22 190V189H21ZM234 190H236L237 192H236V194H235V192H233ZM3 191V190H2ZM1 191V192H2ZM9 191V190H8ZM13 191V190H12ZM23 191V190H22ZM194 191V190H193ZM238 191L240 192L239 194H238ZM24 192H23V195H24ZM216 192V193H215ZM10 192H8V193H6V194H8V195H10L9 194ZM13 193V192H12ZM18 193V192H17ZM16 193V194H17ZM20 193V192H19ZM161 193V192H160ZM196 193H197V191H196ZM204 193H201V197L203 196L202 194H204ZM210 193V196L212 195ZM2 194V193H1ZM55 194V195H54ZM198 194L200 195V193H199V191H198ZM236 195V197L237 198H239V199H241V201L240 200H236L237 198H232L233 200H230V198L231 197H233V196H235ZM3 195H4V193H3ZM7 195V196H8ZM12 196L14 195V194H11ZM10 195V196H11ZM20 195H22V193L20 194ZM191 195V194H190ZM198 195V196H199ZM206 195H208V194H204V197L206 196ZM211 196V197H213V198H215L214 196ZM4 196H6V195H4ZM17 196V195H16ZM19 196V195H18ZM144 196V195H143ZM142 195H141V197H143ZM177 196V195H176ZM216 196V195H215ZM207 197V196H206ZM2 198V197H1ZM67 198H68V196H67ZM134 198V199H133ZM197 198V197H196ZM3 199V198H2ZM9 199V198H8ZM55 199V200H54ZM128 199V200H129ZM211 199V198H210ZM216 199V198H215ZM237 201H235V200ZM129 200V202H131ZM186 201H187V199H185ZM200 200V199H199ZM199 200H197L196 199V201H199ZM2 201V200H1ZM0 201V202H1ZM56 201V202H55ZM144 201V200H143ZM186 201H182L184 204H188V203H190V202H186ZM189 201V200H188ZM190 201H192V200H190ZM50 203L51 205H48L47 203ZM136 202V203H137ZM148 202V201H147ZM151 201L149 200V203H150ZM186 202V203H185ZM223 203H224V200L222 201ZM231 202V203H232ZM24 203V202H23ZM153 203H152V205H153ZM183 203H182V205H183ZM87 204H89L90 205V207H86V205ZM192 204H188L187 206H188V209H189V211L190 212H192L191 210H190V207H192L191 209L192 210H195V209H193V206H192ZM1 205V204H0ZM3 205V204H2ZM5 205V204H4ZM127 205V204H126ZM138 205H139V203H138ZM175 205V204H174ZM177 205H178V203H177ZM179 205H181V204H179ZM198 207H197V206ZM219 205V204H218ZM124 205H122V207H123ZM127 206H129V208L131 209L130 211L129 210H122V211H116V212H114L113 214H112V216L111 217H105V219L103 220L104 222H107V223H109L110 222V219L112 220V221H114L113 222V226L111 227V229L110 230H107V229H105L106 228V223H104L103 225H101V226H98V230L95 232L94 231V229H91V228H80V229H78L77 230V234H78V236L80 237V238H86V237H88L90 234H93V233H95L94 235H97V236H100V232H102L101 231V229H105L106 230V233H104V234H106V235H108V236H110V237H112L113 239H114V241L112 240L110 243H108V244H105V245H101V246H98V247H96V248H94V249H87V248H85L84 247V245L82 244L83 242L82 241H76L74 238H72V236L70 235V234H67V236L66 237H64V236H61L60 235V237L59 236H56V234L58 233V232H56V234H55V229L57 228V226L55 227L54 226V223H53V226H51L50 227V224L48 225L47 223H45V227L46 228H44L45 229V231H43L42 229V227H41V225H40V229H39V226H38V229L40 230H38L39 232H41V231H43L41 234H44V232H47L46 234L49 236V233L51 232H53L55 235L54 236H56L57 238H55L54 240L55 241H53L52 239H51V237H50V239L52 240V242H51V240H50V242L48 243V242H46L44 245L46 246V244L48 243V246H46V248H43L42 249V251H41V253H37V257H40L41 255L42 256H44V257H47V256H49V259H51V258H53L54 256H55V258H53L51 261H52V263L51 264H103L105 261H104V259H105V257H106V255H111V256H115L116 258H115V260L116 261H118V263H119V261H120V263L124 260V261H126L127 263L126 264H167V262H173L174 261V259H175V261L177 260H180V261H182V262H179V264L180 263H184V261H185V263L184 264H190V263H186L187 261L188 262H191V264L193 263L194 264V262L197 260V259H199V257L201 258V256L200 255H198V254H196L197 252H199V251H195V250H193V252L191 251L190 253H189V251H186V252H179V253H177L176 254V252H174L175 253V255H173V254H169V255H165V254H163V255H159L161 252V249L160 248H164V246H165V244H166V241H160L159 239H157L156 237L154 238V237H151L150 236V238H148V237H145V236H143L142 235V231L141 230H139L138 228V230H135L134 228H130V227H127L128 225H127V223H128V221H130V220H133V222H134V219L137 217V216H145L144 215V212H146V211H148V210H144L145 208H146V206H148V204L147 205H145V208L144 209H142V211L141 210H132L134 207H136V205L133 207V208H131L130 207V205L128 204ZM151 205H149V207H150ZM185 206V205H184ZM184 206H181V208L182 207H184ZM187 206H185V209L184 210H178V208H177V210L179 211H176L175 209H174V212L176 211V216H178L179 217V215L178 214H180L181 216H182V212H184L183 213V216L182 217H184L185 215L188 217V213L190 214L189 215V220H190V222H191V220L192 221H197V224H196V227H198L197 225H200L201 226V224H198V221L200 220V218L202 219V217H200V216H198V212L199 211H197V213H195V214H197V216H195L196 218H194V220L192 219L193 217H192V215H191V213L190 212H188V209L186 210V208H187ZM190 206V207H189ZM223 206V205H222ZM138 207V206H137ZM175 207V206H174ZM177 207H180V206H177ZM142 208V207H141ZM121 209V208H120ZM139 209H140V207H139ZM171 209V208H170ZM202 209V210H201ZM225 209V210H224ZM8 210V209H7ZM7 210H5V212L6 213H8V212H10L9 210L7 211ZM64 210H66V209H64ZM73 210V209H72ZM144 210V211H143ZM187 212H186V211ZM195 210V211H196ZM63 211V210H62ZM195 211H193V213L195 212ZM169 212H170V210H169ZM173 212V213H174ZM178 212V213H177ZM185 212H186V214H185ZM38 213H37V215H38ZM96 213V214H95ZM103 213V212H102ZM155 213V212H154ZM255 213L256 214H258V215H260V216H258V219H260V220H258L256 217H255ZM20 214V213H19ZM168 214V213H167ZM201 213H199V215H200ZM202 214V215H203ZM234 214H235V217L233 218V216H234ZM132 215V216H131ZM134 215V216H133ZM166 215V214H165ZM169 215V214H168ZM194 215V214H193ZM73 216V215H72ZM108 216V215H107ZM136 216V217H135ZM175 216V218H177L178 220H180L178 217H176ZM93 217V218H94ZM133 217H135V218H133ZM168 217L169 216H163V217H160L159 219H156V218H152L151 219V221H149V231H150V233L151 234H153L155 231H160V230H163V229H166L168 226H166V223L167 222H175L174 220H172V221H168ZM182 217H180V218H182ZM199 218V220H197L198 218ZM191 218V219H190ZM262 218V219H261ZM64 219H66V218H64ZM99 219V218H98ZM139 219V218H138ZM170 219V218H169ZM184 219V218H183ZM204 219H205V217H204ZM203 219V220H204ZM49 220V219H48ZM94 220H96V218L94 219ZM93 220V221H94ZM178 220H176L177 222H178ZM182 220V219H181ZM180 220V221H181ZM189 220H186V221H188L187 223H189ZM257 220V221H256ZM46 221V220H45ZM88 221V220H87ZM201 221V220H200ZM209 221H210V219H209ZM59 222H61V221H59ZM78 222V221H77ZM102 222V221H101ZM181 222H183L184 223V221H181ZM180 222V223H181ZM239 222V223H238ZM256 222V223H255ZM81 223V222H80ZM95 223V222H94ZM98 223V222H97ZM182 223V224H183ZM186 223V224H187ZM193 223H195V222H193ZM200 223H204V221L203 222H200ZM40 224V223H39ZM44 224V223H43ZM42 224V225H43ZM66 224V223H65ZM79 224V223H78ZM130 224V223H129ZM146 224V223H145ZM169 224V223H168ZM173 225V227L171 226V224H170V226L167 228V231H172V230H177V229H180V227H178V225H180L179 223H178V225L177 224H174V223H172ZM185 224V223H184ZM183 224V225H184ZM191 224H192V222H191ZM51 225H52V223H51ZM59 225V224H58ZM84 225V224H83ZM85 225H86V223H85ZM84 225V226H85ZM89 225V224H88ZM96 225V224H95ZM94 225V226H95ZM175 225H177L176 227H174ZM188 225V224H187ZM205 225V224H204ZM204 225H202L201 226V228L204 226ZM207 225V226H208ZM44 226V225H43ZM130 226V225H129ZM199 226V227H200ZM206 225H205V228L207 227ZM53 227L55 228L54 230H53ZM87 227V226H86ZM143 227H145L144 225H143ZM192 227H193V224H192ZM24 228V227H23ZM50 228V229H49ZM71 228H73V227H71ZM93 228V227H92ZM194 228V227H193ZM46 229H49V231L50 232H48V230H46ZM51 229L53 230V231H51ZM103 229V230H104ZM144 229H147V228H144ZM183 229V231H181V232H184L185 231V229L186 228H182ZM236 229H239L238 231H236ZM33 230H36V229H33ZM189 230V229H188ZM205 230V229H204ZM233 230L234 231H236L235 233H234V235H233ZM30 231V230H29ZM57 231H60L59 229H57ZM62 231V230H61ZM60 231V232H61ZM187 231V230H186ZM200 231V230H199ZM173 232V231H172ZM195 232L196 231H193V234L195 235ZM62 233V232H61ZM61 233H58L57 235H59V234H61ZM98 233H100V234H98ZM109 233V234H108ZM144 233V232H143ZM149 233V234H150ZM188 233V232H187ZM150 234V235H151ZM171 233H168V235H170ZM172 234H174V233H172ZM201 234H199V233H197V238L201 235ZM208 234H210V235H208ZM33 235V234H32ZM34 235H36V234H34ZM38 235V234H37ZM68 235H70L71 236V238L72 239H74L73 240V242H71V241H69V243L67 244L66 243V240H67V238L69 239L70 237H68ZM145 235V234H144ZM191 235V234H190ZM194 235H192V236H194ZM44 235H41V237H40V239L43 237ZM48 236L46 237V235H45V237L46 238H48ZM52 236V235H51ZM105 236V235H104ZM178 237H175V238H173V241H174V243H173V245L175 244L176 246L177 245H180V244H182L183 242H186L187 240H189V237H188V235L186 236H180V235H177ZM191 236V237H192ZM32 237H34V236H32ZM53 237V236H52ZM107 237V236H106ZM167 237V236H166ZM174 237V236H173ZM195 237V236H194ZM44 238V237H43ZM43 238L41 239L42 241H46V238H45V240H43ZM79 238V239H80ZM193 238V237H192ZM196 238V237H195ZM196 238V239H197ZM200 238V237H199ZM32 240H34V238L32 239ZM38 240V239H37ZM48 240V241H49ZM162 240V239H161ZM192 240V239H191ZM210 240H211V242L212 243H210ZM213 240V241H212ZM34 242V241H33ZM38 242H40V240L38 241ZM43 242V243H44ZM71 242V243H70ZM106 242V241H105ZM203 242V244L204 245H206L205 243ZM36 243L37 242H35V246H36ZM40 243H42V242H40ZM168 243V242H167ZM219 243V244H218ZM220 243H222V244H220ZM4 244V243H3ZM38 244V243H37ZM100 244H103V243H100ZM194 245H196L197 247H199L197 244H193V246ZM203 245V247H205ZM196 246H194V247H196ZM201 246H202V244H201ZM5 247L6 246H4V245H0V250H2V249H5ZM175 247V246H174ZM180 248V247H179ZM198 249V248H197ZM21 250H23V251H25L26 252V250H27V248H26V246H24V241L23 242H20L19 244H17L16 246H14V248L12 249H7V251L6 252H13V254H11V256L12 255H15V254H17V252H20ZM191 250V249H190ZM199 250H200V248H199ZM194 251H195V253H194ZM204 251V250H203ZM178 252V251H177ZM200 254H202V257L204 256V258H202L201 260H202V264L203 263H205V259L207 258V255H203V253L200 251L199 252ZM262 254V253H261ZM73 255H74V257H73ZM198 256V257H197ZM206 256V257H205ZM170 257H172L171 259H170ZM263 257V256H262ZM174 258V259H173ZM176 258H178V259H176ZM255 258V257H254ZM48 259V260H49ZM183 259V260H182ZM209 259V258H208ZM206 260V264H216V260L215 259H213V262L211 261V259L210 260ZM169 260H173V261H169ZM240 260V261H239ZM250 260V259H249ZM248 260V261H249ZM104 261V262H103ZM108 261H109V259H108ZM199 261V260H198ZM215 261V262H214ZM177 262V263H178ZM197 262V261H196ZM195 262V263H196ZM200 262H197V263H200ZM112 264V263H111ZM175 264V263H174Z\"/></svg>", "mask_w": 264, "mask_h": 264}, {"label": "crops", "instance_id": "obj_3", "mask_svg": "<svg viewBox=\"0 0 264 264\" xmlns=\"http://www.w3.org/2000/svg\"><path fill=\"white\" fill-rule=\"evenodd\" d=\"M113 1L115 2L116 0H113ZM123 1L125 2L126 8L128 9V13H127V11L123 10L122 8L117 7L116 3H114V4H116V9L119 10V14L124 18V20L128 19L131 21V19H129V18H132V15H131L129 7H128L129 1L128 0H123ZM237 1H239V4L241 2H243V4L241 3L239 5ZM237 1L235 0L233 2V0H226V1L222 0L221 1L222 3H219L220 1L218 0L217 10L219 11L220 15L217 12V15H219L217 18V21H222V22L227 23L225 25L226 28H223V29L217 28L216 30H212L208 27H205L202 24V22L212 20V19L202 17V14H204V13H203V10L201 11L200 8L202 7V4L204 6V3H202L201 1H200V3H192V2H187L186 0H165L164 6H163L164 7L163 12H165L164 18H167L168 23H169L168 26H166L167 29L171 28L172 24L175 23L176 20L179 21L180 23H191L190 24L191 27H194V26L196 27L198 25L200 28V29H195V32L192 29V32H191L192 34L189 36V37H193L191 39L197 40L196 44L192 45L193 42H191V43H188V46L187 45L184 46V48L189 49V57L184 59V63L190 64V71L193 72L195 69L199 68V66L200 67L202 66L201 68H205L207 66L209 69L212 68V70L213 69L216 70V68L213 65V63H214L213 59L211 58V59L206 60L204 57V55H206L205 51H204V48L206 45L201 43L199 38L195 37V36H197L198 32H201L204 29L210 33L211 37L219 39V41L221 43V51L223 54H225L226 60L224 63L220 64V65H224L222 70L225 73H223L224 76H219V78L226 80V83H227V80H232L233 85H235V84L238 85L237 96H238L239 101H242V100L244 101V98H243V96H244L243 91L244 90L239 88L241 85L243 86V83L239 82L240 79L237 75H239L240 71L243 69L244 70L247 69L248 71H250L251 69L255 68L257 70L254 73L255 79H253L254 80L253 89L251 90V92L246 93L247 97H250V96L252 97L251 101H249V102H252V101H256L259 98V95L261 93V89L264 87V51H262V50H264V48H263L264 45L261 47V49L258 48L260 50H257V48L254 50V47H251V45H250V43H251L250 41H248L247 44L242 43V45H241L239 38L247 37L248 39H253V38L255 39L256 37H258V35H259V37L264 38V31H263V35H260V34L255 35L256 30L254 32L253 31L254 29L251 30L250 28H248V30H242L243 31V33H242V31L239 28L241 22H245V21L246 22L250 21L252 23L255 22L253 20L254 19V14H253L254 12L253 11L255 9V4H254L255 2H253V0H252V3L250 4L251 1H247V0H245L247 2H245L244 0H242V1L237 0ZM227 2L228 3L232 2L235 5L231 4V3L228 5ZM224 5L225 6L228 5V7H222ZM232 5L234 7H232ZM244 5H246V6L244 7ZM95 6H96V0H67L66 1V7L68 9H71L73 11V14H72V17H70V19H68L67 24H64V25L62 24L61 27H59L57 29V31H58L57 36L58 37L74 36L73 32L76 31L75 30V24L82 23V22H86L88 24V23H90V21L93 23L95 21ZM250 6L252 8H250ZM63 7H64V2L62 1L61 10L59 7V10L57 11V13H59V14L61 13L62 16L64 15ZM248 7H249V10H248ZM223 8L225 10L229 9V11L226 10V12H225V10ZM242 9H243V12H245V13H242ZM247 10H248V12H247ZM250 10L252 11V13ZM225 13H227V14H225ZM238 13H240V15L242 17L238 16L237 15ZM243 14H244V16H243ZM236 16H238L237 20H239V21L235 20ZM246 16H247V18H246ZM232 17H233V19H232ZM249 17H250V19H249ZM139 19L140 18L136 17L137 22L141 21ZM32 21H38V20L34 19ZM233 23H235L236 26ZM37 27L38 26H35V27L30 26L27 28V30L22 29L20 31L21 36H27V37H29L31 35L32 36L33 35L38 36L39 30ZM248 27H250V26H248ZM254 27H255V24L252 25V28H254ZM235 32H236V34H235ZM250 32H251V35L253 33L252 37H250L251 36L249 34ZM254 36H256V37H254ZM187 42H189L188 39L185 40L184 44H187ZM178 48H180V47H178ZM234 51H236V52H234ZM257 51H259V53ZM236 53H238V54L236 55ZM256 53H258V54H256ZM194 55H195V58H194ZM256 55H258V56H256ZM196 56H198V57H196ZM193 58H194V61L192 60ZM247 59H250V60L247 61ZM23 63L25 64V62H23ZM251 63H252V65H251ZM192 72H190L189 75L187 77H184V78L190 79L193 75ZM20 77L21 78H19V80H22V81L26 80L25 75H22ZM95 78H96L95 75L92 76L90 83H94ZM40 100H41V98H39V97H32V96H26V95H0V108H11L10 111L14 113L13 114L14 116H16V115H17V117L25 116V115H27L28 112L30 113L31 111L32 112L35 111V113L33 115L34 119L32 120V123L30 124V126L25 127V128H23L17 132H14L10 136L0 138V146H1L0 147V157L1 156H4V157L9 156L10 153L15 154V152H17V151H18V154L21 153L20 151H22V149L24 150L26 148V146L30 145L32 142H35L38 139L43 138V136L41 137L40 135H39L40 136L39 137L38 134L44 135V138L41 140H46V138L50 137L49 134H51L53 132V130L55 129V126L62 124V121L57 120V119L60 118L62 111H65L63 109V107L65 105L70 106V109H68L67 112H70L72 116H75V117H71V120H72V118H77V117L82 116V118L80 120L81 123L85 120L86 114H89L90 111L91 112L94 111V109H93L94 105H92L93 98H89V97L82 98L80 95H75L74 97H70L68 99L67 98H53V99H50L51 102L49 103V105H47L45 103L44 104H35L36 102H39ZM78 102H80V103H78ZM77 104H78V107H77ZM33 106H35V107H33ZM58 108H60V109H58ZM53 112H54V115H53ZM41 121H43V123ZM80 122H79V125H80ZM31 125H34V126H31ZM45 128H46V130L43 131V133L47 132L46 135L42 134L41 133L42 131L39 133L40 129L44 130ZM79 130H80V127L78 125H76V126L73 125L71 132H75V133L79 134L80 133ZM37 136L39 138H37ZM80 138L81 137H78V140ZM22 143H23V145H22ZM10 150H13V151H10ZM198 161H197V159H193L191 156H187V157L184 156L183 159H180V160H177L174 162L175 166H174L173 170L170 172H172V174L174 176L177 173L178 174L180 173V175H182V176L183 175L187 176L188 175L187 172L189 171V174H191V172L195 169V167L197 168L198 166L202 167L204 165H208V163L205 160H200L199 162ZM244 162L245 163H243V162L241 163V166L239 165L241 168H243L244 165L247 163L246 161H244ZM249 164H252V163H249ZM235 166L238 167V164H236L234 166L232 165V167H233L232 169L229 167L230 169L228 168V171H226V169L223 167L222 169H224V170H222V169L221 170L223 172L225 171L226 174L223 173L221 170L220 171L225 175L229 174V176H241L242 174H244L243 176H247L246 172H248V174H249L250 170H251V172H250L251 174H253L255 172L254 169L252 170L250 168V170H249V166L246 165V167H248V169L246 168V170H244L246 175H245V173H242L243 171L239 172V170L241 168L238 169V171L236 170V172L234 171L235 173H233V175H232L230 173H232L233 169L236 168ZM244 169H245V167H244ZM185 171H187V172L185 173ZM229 171H230V173H229ZM252 171H253V173H252ZM216 173H219V175L216 176V178L223 175L217 171H216ZM249 176L250 175H248V177ZM211 179H213V178H211ZM211 179H209V180H211ZM24 194H25V192H24ZM55 196H58V195H55ZM58 198L61 199L62 197L59 195ZM23 199H24V195L22 193V196H21L19 202L21 201V203H23L24 202ZM34 203H35V205L38 204L37 201L32 202V203H27L29 205L28 208H30L32 211L34 208V206H33ZM23 204H25V203H23ZM215 208H217V207H215ZM38 209L40 210L41 208H38ZM228 209H230V208H228ZM228 209H226V210L229 211ZM191 211L193 212V210H191ZM19 212L28 214V213H30V210H27V211L21 210ZM194 213H197V211H195ZM198 213H203V211H199ZM24 222H22V224ZM0 245L6 246V242L1 240ZM21 256L29 258V255H27V254H24ZM228 260L222 259V261H228Z\"/></svg>", "mask_w": 264, "mask_h": 264}]
</instances>
